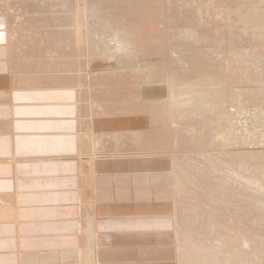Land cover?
Returning a JSON list of instances; mask_svg holds the SVG:
<instances>
[{
    "label": "rangeland",
    "instance_id": "obj_1",
    "mask_svg": "<svg viewBox=\"0 0 264 264\" xmlns=\"http://www.w3.org/2000/svg\"><path fill=\"white\" fill-rule=\"evenodd\" d=\"M20 3H19V2ZM26 1V2H25ZM34 1V2H33ZM39 1H44V0H38V3L35 1V0H0V7L3 9L4 7H6V8H9V10H10V13H8V14H2V15H0V20H2L1 22H0V25H3V26H0V35H2L3 36V38H2V36H0V39H2V40H7V41H5V42H2V40L0 41L1 43H7L8 44V46H4V47H6L7 49H6V51L8 52V51H10L12 48H11V46L13 45L14 47H16V45H17V47L16 48H19L18 50H20V53H18L17 55H19L18 56V58H24L25 57V59L27 60H24V59H18V58H16L15 59V62L17 61H19L18 62V65H19V63H20V61H21V65H19V66H17L15 69H14V72H12L11 74H10V79L7 77V79H8V83H10V84H12V89L14 90H11V91H13V94H15V95H18V93H19V98L17 97V99H18V102H19V100L21 101V96H22V98L24 99L23 100V102H19L18 104L21 106V105H23L22 103H24L25 104V106L27 107L28 105H32L33 106V104L35 105V106H37L38 108H39V110L41 109V106L43 105V103H44V106H46V104L48 103L49 104V102H50V100H48V98H49V96L51 95V94H53L54 96H56V98L54 97H52V95H51V97L49 98V99H51L52 101L50 102V104L48 105V108H44L45 110H47L46 112L51 116H49L48 117V114H46L45 113V115L47 116V117H43V119L41 118L42 116H40V119L41 120H37V121H31V123L30 122H28V121H30V120H26V124H24V125H22V123L20 124V125H17V127H14V125H15V123L16 122H18V121H23L22 119H17L16 117L14 118L13 116L16 114H12L11 113V116H10V114L8 115V118H4V119H0L1 121L0 122H5V120H7V122H10V123H7V124H9V125H7V124H5V126H4V130H2L1 131V128L3 129V127H1L0 128V137H2V136H4V134H5V138L8 140L9 138H11L12 139V141H14V143H12V147H14V148H12V152H13V155H15L16 157L18 156L19 157V155L21 156H23L24 154L22 153V152H25V150L27 151V150H33V152H34V149H37V150H42V149H44L45 151L46 150H48V154H49V156L46 154L47 153V151L45 152L44 151V153L42 152V153H39L38 155L39 156H36V157H39V158H41V156L42 157H44V155L43 154H45V157H52L53 159V161L54 160H56L55 162H54V164L56 163V164H58V162L59 163H63V161L64 162H66V163H71L72 165L74 164L75 166L79 163V161L81 162V161H83L82 163H79V165L80 164H82V166H83V169H84V167L86 166V167H88V168H86L85 167V169L87 170V169H89L88 170V172L89 173H87V172H85V174H81V175H79L78 176V172L77 173H72V172H69V174L68 175H66V177L68 178L69 176L71 177L72 176V178H68V179H66V181L67 180H70V183L72 184V187H73V183L75 182V181H77L76 183L78 184V186L80 185V183H81V188L84 190V191H87V190H89V192H91V188L93 187V184L92 183H94V181H95V179L93 178V177H97L99 174H97V173H99V167L100 166H102L101 164H105L106 162H112V164L114 163V162H116V160L119 162V160L120 161H124L125 159L123 158L122 160H121V158L123 157H118L117 155H118V152H119V155H121V154H123L124 153V148L122 149V146L124 145V144H127V143H130L131 141H128V140H130L131 138H130V136H128V135H130L129 133H131V134H134V135H132V136H135L136 134H140L138 131L140 130V132H141V129H142V132L144 131V130H146L147 132H149V133H152L151 131H153V130H155L156 131V133L158 134L159 133V131H160V133L158 134V136L159 137H157V139L159 140V142H160V147H152L153 149H151L150 151H153L154 153H156V152H158V154H159V156L160 157H158L157 159L160 161V159H162L163 161H165V163H166V165H165V163H163L162 161V163L164 164V165H160V164H162V163H158L160 166H162V170H161V172L163 173V177L164 176H166V177H164L163 179H162V183H161V187H160V191H163V190H165V191H163V192H165L164 193V195L166 196V194H167V192H169V193H171V194H169L168 193V195H171L172 197H173V200L171 201V199L170 198H168V196L166 197V198H168L167 200H165V201H168L169 200V204L172 206V204L174 203L175 205L177 204L178 205V207H173V208H171L169 211H172V213H173V215H175L174 217H175V221H174V223L172 224V223H170V222H168L169 220H168V217H169V215H172V213H170L169 214V212L167 211V212H165V215H164V212H163V218L164 219H162L161 218V225H162V223L163 224H166V226H164V225H162V227H163V229H162V227H161V225H160V227H161V229H160V227L156 230V229H143V231H142V229H139L138 228V226H137V228H136V223H137V217L139 216H137V215H134L133 216V214H131V213H134L133 212V210H128L127 208L126 209H124L123 208V206L121 205V203L123 202V200L119 197V199L121 200V201H119L118 200V203H116V204H114V205H112V204H110V205H100V206H102L103 208H104V210H103V208L102 207H99L98 205L97 206H95V207H93V205L92 204H90L89 202H92L91 200H93V197H92V194L91 193H93V191H94V189H93V191L90 193L91 194V199H89V197L87 198V201H86V203L88 202L89 203V205L91 206V207H93L94 208V214H96L97 215V218H98V221H100V222H102L101 224H103L102 226H101V224H100V222H98L97 224H95V222H94V226L95 227H97V226H99V227H103L104 228V230H105V227H106V225H107V229H113L112 231H110V229L107 231V230H105V237H106V242H107V240H108V243L111 245V240L115 237V240L113 239L112 240V244L114 243V245L115 246H117L118 245V242L119 243H125L127 240V242H130L129 244H131L132 242H134V244L132 243V245H136V247L134 246V248H132L134 251H132V249L130 250L132 253H133V255H132V253H130V252H128V253H126V252H124V256H126V255H129V256H131V258L135 261H133L131 258H129V260L131 261H129L128 260V258H125L126 260H128L129 262H130V264H137V263H141V264H158V263H161V264H163V262H164V264H165V262H166V264H186L187 262L189 263V264H207V262H209V264H211V262L213 261V262H215V263H213V264H216V263H218V264H224V263H227V264H239L240 262H241V264H243L244 263V261H245V258H246V260L247 261H249V260H251V258H252V261H249V263L247 262V261H245V263H247V264H264V257H263V255H264V252H263V250H264V120H263V118H264V20L262 21L263 22V24H261L262 22H260L259 23V27L258 26H255L254 25V23H256L255 22V20L257 21V19H259L258 21H260V19L262 18V16L260 15V12L259 13H257V11H259L258 10V5L256 4V5H254V4H252V2H247V3H245L244 5L243 4H238V6L240 5V10H241V8H242V10H241V12L243 11V13H246V15H245V17L247 16L248 18H250L249 19V22H246L247 20V18H242V20L240 19V21H239V19H238V21L236 20V22H235V24L236 25H238V26H236L235 24H233V22L232 23H229V25H228V22H226L225 20L223 21V19H222V22L220 21H218V20H220V17H218L217 15V18L215 17V16H213V17H210V15L209 16H206V15H208V12L209 11H211L210 9H212L213 11H215V9L217 8V10L218 11H220V13H221V11H224V12H228L230 9L232 10L233 8H231V7H233L231 4H229L228 2H230L229 0H228V2H226V3H223V2H220V0H218V3L217 2H215V0L214 1H211L210 0V2H209V0H204V2H203V0L201 1V0H172V3H171V1L169 2V1H167V0H121V2H120V0H72V1H74L75 3H74V9H70L69 11H68V13H69V17H71L72 19L73 18H80V17H83V19H85L86 18V20H88L89 19V21L86 23V24H88L89 26H91V24H92V28H94V29H92L91 27V29L92 30H97L98 29V31L97 32H99V33H105V31H109V34H107V33H105V34H107V35H114V34H112V33H114L112 30L114 29H117V30H123L124 32H127L128 34H123V35H130V37L129 38H136V40H132L135 44L137 43H139V45L138 46H136L135 44H133L132 46L130 45V47H134V48H132L133 50H135L134 52L135 53H137L140 57L142 56V54L144 55V56H142V57H144L145 59H148L147 60V62L149 61V63L150 62H152L153 63V67H152V69H154V70H156V71H158V72H160L161 70L164 72H160L159 74L161 75L160 76V79L159 78H157V79H155L154 81L155 82H152V80H151V85H149V87H154V86H160L161 85V89L163 90V92L161 93V95L159 94V96L158 97H152V96H143V95H139V91L137 90L138 88L137 87H142V85L145 83V81H142V80H140V75H137V74H139V72H137L138 70H135V67L134 68H131L130 66L128 67L127 66V68H119V69H114V68H112V66H110L109 67V65L107 66V64H106V62H104V59H103V57H105L103 54H102V56H100L101 55V52H108L106 49H109V50H111L109 47H111V46H113L111 43H114L115 41H110L109 40V44H111V46H107L105 49H104V47L103 46H105V43H106V45L108 44V42H106L107 40H104V42H103V40L102 39H109V38H106V36L104 35V37L105 38H103V37H101V35L102 34H100V37H99V39H97V38H95V39H97V40H99V41H97V40H93V43H94V45L92 44V41H91V43H86V41L87 40H84L83 39V37H81V41H80V39L78 40L79 42H80V44H79V42H76V43H74V42H71L70 41V39L68 40V38L70 37V35H74V32H72V34H71V31H68L69 30V26H71V25H69V23H68V21H66L65 19V21L64 20H62L61 18H59V19H57L56 18V15H59V13L57 12V13H55L53 10L54 9H51L52 8V4L53 3H55L56 1L55 0H45L44 2H40L41 4H43L41 7H43V8H45L46 9V7L48 8V4L47 3H49L50 4V1H51V5H49V7H50V11H49V8L48 9H44V12H43V10H42V12H41V7L38 5L39 4ZM49 1V2H48ZM101 1V2H100ZM109 1V2H108ZM110 1H112V2H110ZM114 1H116V2H114ZM155 1H157V2H155ZM180 1H181V3H180ZM186 1H190L189 3V5H188V3L186 2ZM207 1V2H206ZM222 1V0H221ZM233 1V0H232ZM231 1V2H232ZM238 1H240V0H238ZM244 2H246L245 0H243ZM251 1V0H250ZM26 4H25V3ZM28 2H31V3H28ZM47 2V3H46ZM84 3V5L83 4H81V3ZM86 2H89V5H87V3ZM95 2V3H94ZM97 2V3H96ZM118 2V3H117ZM126 2V3H125ZM137 2H139V3H137ZM147 2V3H146ZM244 2H242V3H244ZM18 4L19 3V5H21L22 3H24V4H22V6H19V5H15V4ZM32 3H34V4H32ZM36 3V4H35ZM44 3H46V4H44ZM77 3V4H76ZM93 3V4H92ZM110 5H109V4ZM168 3V4H167ZM169 3H171V5L169 6ZM176 3H178L179 4V8L182 10L181 12L179 11L180 9L179 8H177L178 7V5H176ZM210 3H211V5H210ZM214 3V4H213ZM228 3V4H227ZM253 5H251V4ZM9 6H8V5ZM40 4V5H41ZM83 5L82 7H81V5ZM95 4V5H94ZM121 4V5H120ZM123 4V5H122ZM161 4V5H160ZM184 4H186V5H184ZM217 4H220V7L221 8H219V5H217ZM227 4V5H226ZM251 6H250V5ZM5 5V6H4ZM25 5H27V8H26V6ZM37 5H38V7H40V9L37 7ZM76 5V6H75ZM79 5V6H78ZM107 5V6H106ZM109 5V6H108ZM137 5H139V6H137ZM148 5V6H147ZM168 5V6H167ZM174 5V6H173ZM181 5V6H180ZM188 5V6H187ZM193 5V6H192ZM16 6H18L17 7V9H16ZM33 6H34V8H33ZM46 6V7H45ZM88 6H90V7H88ZM122 6V7H121ZM130 6V7H129ZM134 6H137V7H134ZM167 6V7H166ZM172 6V7H171ZM185 6H187V7H185ZM206 6H207V8H206ZM211 6V7H210ZM218 6V7H217ZM11 7H14V11L13 12H11ZM24 7V8H23ZM36 7H37V9L38 10H40V11H38L37 9H36ZM79 7V8H78ZM98 7V8H97ZM127 9H126V8ZM185 7V8H184ZM192 7V8H191ZM209 7V8H208ZM216 7V8H215ZM244 7V8H243ZM42 8V9H43ZM76 8V9H75ZM91 8H93V9H91ZM102 8V9H101ZM128 8H129V10H128ZM142 8V9H141ZM172 10H171V9ZM182 8H184V9H182ZM190 10H188V9ZM215 8V9H214ZM235 8V7H234ZM237 8V10H238V7H236ZM235 8V9H236ZM260 8H262L261 6H260ZM16 9V10H15ZM26 9H27V11L29 12H27L26 11ZM29 9V10H28ZM34 11H33V10ZM83 9H85L84 11H83ZM133 9V10H132ZM151 9V10H150ZM174 9V10H173ZM223 9V10H222ZM226 9V10H225ZM247 9V10H246ZM22 12H21V11ZM25 10V11H24ZM96 10L98 11V13L96 14ZM128 10V11H127ZM131 10V11H130ZM144 10H145V12H144ZM184 10H185V12H184ZM199 10H201V11H203L204 13H205V10H206V15L205 14H202ZM207 10H209V11H207ZM46 11V12H45ZM49 11V12H48ZM51 11H53V12H51ZM83 11V12H82ZM114 11H115V13H114ZM126 11V12H125ZM139 11H141V12H139ZM169 11V12H168ZM171 11H173V12H175L174 13V15H171L172 13H171ZM192 11V12H191ZM194 11V12H193ZM252 11V12H251ZM255 11V12H254ZM39 12V13H38ZM41 12V13H40ZM122 12V13H121ZM123 12H125V13H123ZM137 12H139V13H141V14H139V13H137ZM154 12V13H153ZM230 12V11H229ZM227 13L228 15H225V16H227V17H225V18H227V19H229L228 18V16L231 14V13ZM232 12V11H231ZM7 13V12H6ZM33 13V14H32ZM46 13V14H45ZM50 13V14H49ZM62 13V12H61ZM82 13H83V16H82ZM95 13V14H94ZM110 13V14H109ZM151 13V14H150ZM157 13V14H156ZM169 13V14H168ZM178 13V14H177ZM181 13V14H180ZM252 13H254V18L252 17L253 15H252ZM9 14H10V16H9ZM70 14H72V15H70ZM113 14V15H112ZM131 14V15H130ZM135 14V15H134ZM147 14V15H146ZM180 14V15H179ZM189 14V15H188ZM250 14H251V16H250ZM30 15V16H29ZM53 15H55V17L53 16ZM63 15V14H62ZM124 15H126V16H124ZM142 17H140V16ZM176 15H179L178 17L176 16ZM182 15H184L186 18H187V20H186V18L184 17V16H182ZM192 15H193V17H192ZM195 15H197V16H195ZM212 15V14H211ZM257 17H256V16ZM5 16H7L6 18H5ZM9 16V17H8ZM26 16V17H25ZM29 17V19H28V17ZM54 17L53 19H54V21H53V19H50L51 17ZM95 17V19H97V18H99V19H97V20H94V22L93 21H91V18H93V17ZM96 16H98L97 18H96ZM113 16H114V18H113ZM124 16V17H123ZM129 16V17H128ZM131 16V17H130ZM133 16V17H132ZM137 18H136V17ZM149 16V17H148ZM173 17L174 16V18H167V17ZM188 16V17H187ZM206 16V17H205ZM243 16H244V14H243ZM258 16H259V18H258ZM18 17H20V18H18ZM41 17V18H40ZM50 19H48V18ZM58 17V16H57ZM90 17V18H89ZM128 17V18H127ZM145 17V18H144ZM151 17V18H150ZM154 17V18H153ZM156 17V18H155ZM178 19H177V18ZM183 17V18H182ZM193 18V20H192V18ZM229 17H231V16H229ZM31 18H32V21H31ZM40 20H39V19ZM111 18H112V20H111ZM124 20H123V19ZM126 18V19H125ZM133 18H135V19H137V20H134ZM147 18V19H146ZM183 20H182V19ZM211 18V19H210ZM215 18V19H214ZM232 18V17H231ZM231 18H230V20H231ZM251 18H253V19H251ZM7 19V21L8 22H6L5 20ZM19 19V20H18ZM23 19V20H22ZM27 19V20H26ZM42 19V20H41ZM55 19H57L56 21H55ZM105 19V20H104ZM169 21H168V20ZM174 19V20H173ZM22 20V21H21ZM26 20V21H25ZM37 20V21H36ZM49 20V21H48ZM166 20H167V22H169L168 24L169 25H172V26H170V28H168L169 26H168V24H167V22H166ZM170 20H173V21H175V23L173 24V22H171ZM186 20V21H185ZM232 20H233V18H232ZM245 20V21H244ZM253 20V22L251 23V21ZM25 21V22H24ZM41 21V22H40ZM42 21H43V23H42ZM102 21V22H101ZM157 21V22H156ZM178 21V22H177ZM189 21V22H188ZM199 21V22H198ZM5 22V23H4ZM22 22V23H21ZM27 22V23H26ZM33 23V22H35L34 24H36L35 26H34V24H32V25H30L29 23ZM37 22V23H36ZM49 22H50V24H49ZM62 24H61V23ZM81 22H83L82 21V18H81ZM107 22V23H106ZM188 22V23H187ZM191 22V23H190ZM195 22V23H194ZM230 22V21H229ZM40 23V24H39ZM56 25H55V24ZM65 23V24H64ZM105 23V24H104ZM161 23V24H160ZM163 23V24H162ZM177 23V24H176ZM243 27V29H242V27L239 25V24ZM246 23H250L249 25H247ZM6 24V25H5ZM18 24V25H17ZM23 24V25H22ZM43 24V25H42ZM67 24H68V26H67ZM166 24V25H165ZM180 24V25H179ZM198 24H199V26H198ZM203 24V25H202ZM9 25V26H8ZM25 25V26H24ZM46 25V26H45ZM48 25V26H47ZM55 25V26H54ZM100 27H99V26ZM129 25H131V26H129ZM161 25V26H160ZM173 25H176L175 27H177L176 29H175V27L173 26ZM189 25H191V26H189ZM193 25V26H192ZM232 25V26H231ZM235 25V26H234ZM245 25V26H244ZM256 25H258V22L256 23ZM262 25V26H261ZM20 26V27H19ZM28 28H27V27ZM31 26V27H30ZM52 26V27H51ZM54 26V27H53ZM62 26V27H61ZM106 26H108V27H110V28H108L109 30H107V29H105L106 28ZM150 26V27H149ZM163 26V27H162ZM185 26H187V27H185ZM203 26V27H202ZM247 26V27H246ZM253 26H255V27H253ZM5 27V28H4ZM7 27H9V28H7ZM16 27V28H15ZM22 27V28H21ZM82 27V28H81ZM127 27V28H126ZM131 27V28H130ZM138 27V28H137ZM152 27V28H151ZM171 27H172V29L174 28V30H170L171 29ZM183 28V30L184 29H186L185 30V33H184V35L182 36V32H184V31H182V32H180L179 31V29L180 28ZM191 28V29H189V28ZM196 27H198L197 29L200 31H196L195 32V36H194V29L192 30V28H196ZM233 27H235V28H237V27H239V28H237V30L235 29V31L234 30H232V29H234ZM44 28V29H43ZM61 28V29H60ZM80 28H81V33L79 34V35H90L91 34V32H93L92 30L90 31V28L89 27H83V25H81L80 26ZM80 28H79V30H80ZM83 28H84V31H83ZM85 28H88V33L89 34H87L86 32H87V30L85 29ZM126 30H125V29ZM179 28V29H178ZM182 28L180 29V30H182ZM188 28V29H187ZM205 28V29H204ZM240 28H241V30H240ZM253 28H255V29H257V31L256 30H254V33H255V31L256 32H258V28H259V34H253V32H251V30L253 29ZM14 29V30H13ZM39 29V30H38ZM59 29H60V31H63L64 32V34H61L62 32H60L59 31ZM133 31H132V30ZM138 29V30H137ZM178 29V30H177ZM207 29V30H206ZM229 29V30H228ZM6 30V31H5ZM33 32H32V31ZM37 30V31H36ZM48 30H50V31H48ZM55 30V31H54ZM129 30H131V32H133V34L132 33H129L130 31ZM136 30V31H135ZM163 30V31H162ZM176 30V31H175ZM250 30V31H249ZM5 31V32H4ZM11 31V32H10ZM19 31V32H18ZM45 31V32H44ZM67 31H68V33H67ZM101 31H104V32H101ZM169 31V32H168ZM177 31H179L178 32V35H179V37H178V35L176 34L177 33ZM189 32V33H191V34H193V36L191 37V39L190 40H192V38H193V40H192V42L189 40V38H190V36L188 37V39H187V33L186 32ZM193 31V32H192ZM204 31V32H203ZM243 31V32H242ZM10 32V33H9ZM21 32V33H20ZM23 32L25 33V34H23ZM36 32V33H35ZM42 34H41V33ZM54 32V33H53ZM56 32H58V34L56 33ZM110 32H111V34H110ZM142 32V33H141ZM173 32H175V33H173ZM35 33V34H34ZM47 33V34H46ZM98 33V34H99ZM116 33V32H115ZM171 33H173V34H171ZM181 35H180V34ZM250 33V34H249ZM5 34V35H4ZM11 34V37H9V35ZM29 34H30V36H29ZM41 34V35H40ZM46 34V35H45ZM62 36H61V35ZM68 34H70V35H68ZM131 34H132V36H131ZM176 34V35H175ZM186 34V35H185ZM191 34H188V35H191ZM198 36H197V35ZM205 34H208V35H206V36H204ZM7 35V36H6ZM18 35H22L21 37L19 36V38H16V36ZM36 35V36H35ZM45 35V36H44ZM76 35V34H75ZM102 35V36H103ZM150 35V36H149ZM175 35V36H174ZM251 37H250V36ZM5 36H6V38H5ZM13 36H15V37H13ZM26 38H25V37ZM49 36H51V37H49ZM261 36V37H260ZM8 37V38H7ZM35 37H37V38H35ZM42 37V38H41ZM67 37V38H66ZM108 37V36H107ZM127 37V36H126ZM157 37V38H156ZM164 37V38H163ZM181 37H183V38H181ZM254 37V38H253ZM257 39H256V38ZM22 38H23V40H22ZM32 38V39H31ZM62 39V40H60V39ZM101 38V39H100ZM129 38L127 37V39L129 40ZM131 38V39H132ZM195 38V39H194ZM199 38V39H198ZM201 38V39H200ZM13 40V42L11 41V40ZM14 39H15V41H14ZM20 39V40H19ZM35 39V40H34ZM36 39H39V40H36ZM41 39H42V41H41ZM60 40L62 43H64L65 42V40H66V42L68 43V44H71V43H73L74 45H79V48H80V50H81V52H76L77 50L75 49V51H73V49H74V47L72 48V50L70 51V49L69 50H67V51H69L68 53L66 52L65 54V56H67V57H63L62 58V60H63V62L62 63H65L66 61H68V62H66V63H68V64H64V66H63V69L62 70H64V68L65 67H67L65 70L67 71L65 74H70V76L69 75H66L67 77H66V79L67 78H71L70 80L68 79L67 80V82H64V83H61L60 81H58L57 80V78L55 77V75H53V74H45V76H44V74L42 73H40L39 72V70L40 71H42L43 69L42 68H40V67H38V65L37 66H35V63H36V61L38 60V57H36V56H34V55H32L31 56V58H29L30 57V55H31V53L30 52H35V51H37L36 50V48L38 47H40L39 46V42H40V45H42V47H44V45H47V46H52V45H56L57 44V42L58 41H55V40ZM83 39V40H82ZM183 39V40H182ZM203 39V40H202ZM237 39H239V40H237ZM243 39H244V41H243ZM9 40V41H8ZM24 40H28L29 42H28V44L30 45V47L32 46L33 47V49L35 50H32L31 51V49H32V47L30 48V47H28L29 45L27 44V42L25 43V42H23ZM63 40H64V42H63ZM111 40H113V39H111ZM138 40V41H137ZM182 40V41H181ZM196 40H197V42H196ZM23 42V43H21V42ZM31 41V42H30ZM34 41H36V42H34ZM49 41V42H48ZM52 43H51V42ZM55 41V42H54ZM71 43H70V42ZM84 41V42H83ZM97 41V43H99V44H97L98 46H96V48H97V50L98 51H96V49H94L95 47V42ZM137 41V42H136ZM186 41V42H185ZM195 41V42H194ZM204 41V42H203ZM208 41H211V42H208ZM16 42V43H15ZM19 42V43H18ZM42 42V43H41ZM45 42V43H44ZM88 42H90V41H88ZM156 42V43H155ZM179 42V43H178ZM188 42V43H187ZM194 42V43H193ZM202 42V43H201ZM208 42V45L206 44ZM251 42V43H250ZM9 43L10 44H12V45H10V47H9ZM14 43L16 44V45H14ZM18 43V44H17ZM48 43V44H47ZM50 43V44H49ZM55 43V44H54ZM85 44L84 46H83V44ZM147 45V47H146V45ZM153 43V44H152ZM187 43V44H186ZM190 43V44H189ZM192 43V44H191ZM198 43V44H197ZM200 43V44H199ZM215 43V44H214ZM4 44V45H5ZM19 44H21L20 46H19ZM24 45V47H26V48H22V46ZM26 44V45H25ZM73 44H71V45H73ZM86 44H87V46H86ZM89 44H92V45H89ZM104 44V45H103ZM108 44V45H109ZM155 44H156V46H155ZM196 46H195V45ZM211 44V45H210ZM214 44V45H213ZM34 45V46H33ZM37 47H36V46ZM142 45H143V47L145 48H148L147 50H143V47H142ZM149 45V46H148ZM205 47H204V46ZM90 46H93L94 48H90ZM99 46H101V48L103 47V49H101ZM177 46V47H176ZM186 46V47H185ZM190 46H193V48L191 47L190 48ZM203 46V47H202ZM209 46V47H208ZM11 48V49H9V48ZM35 47V48H34ZM188 47V48H187ZM196 47H197V49H196ZM200 47V48H199ZM208 47V48H207ZM82 48V49H81ZM83 48L85 49V50H83ZM93 49L94 51H96V52H99L100 53V55L98 54H96L97 56H95V57H93L94 55V52H93V50L91 51L90 49ZM99 48V49H98ZM112 48V47H111ZM140 48H142V49H140ZM185 48V49H184ZM194 48H195V50L196 51H193L194 50ZM205 48V49H204ZM9 49V50H8ZM26 49V50H25ZM139 49H140V51H139ZM212 49V50H211ZM223 49V50H222ZM24 51V53H26V55L22 52L21 53V51ZM27 50H30V52L29 51H27ZM83 50V51H82ZM87 50H89L88 52H87ZM102 50H105V51H102ZM143 50V51H142ZM183 50V51H182ZM199 50V51H198ZM216 50V51H215ZM26 51V52H25ZM111 51H114V47H113V49L111 50ZM153 53H152V52ZM155 51V52H154ZM171 51V52H170ZM201 51V52H200ZM209 51L210 52V55L208 54V55H205L207 52ZM213 51V52H212ZM237 51V52H236ZM12 52V51H11ZM19 52V51H18ZM30 54H29V53ZM32 52V53H33ZM71 52V53H70ZM72 52H74V55H72L73 53ZM85 52V54H83V53ZM86 52L88 53V54H86ZM92 52H93V54H92ZM201 55H199L198 53ZM202 52L204 53V55L202 54ZM208 52V53H209ZM213 54H212V53ZM219 52V58H218V56H217V53ZM75 53H77L76 55H75ZM89 53H90V55H89ZM141 53V54H140ZM152 53V54H151ZM167 53V54H166ZM220 53H222L221 55H220ZM223 53H225V54H223ZM236 53H238V54H236ZM252 53V54H251ZM71 56H69V55ZM155 54H156V56H155ZM169 54H171V56L169 55ZM188 54V55H187ZM216 54V55H215ZM235 54V55H234ZM241 54V55H240ZM255 56H254V55ZM17 55H16V57H17ZM22 57H21V56ZM24 55V56H23ZM28 55H29V57H28ZM85 55V56H84ZM88 55V56H87ZM153 55V56H152ZM198 55H199V57H198ZM215 55V56H214ZM246 55V56H245ZM26 56H27V58L29 59H27L26 58ZM73 56V57H72ZM75 56V57H74ZM90 56V57H89ZM145 56H147V57H145ZM153 58V60L151 59V57ZM154 56H155V60H154ZM170 56V57H169ZM174 56V58H172ZM179 56V57H178ZM192 56V57H191ZM197 56V57H196ZM208 56V57H207ZM210 56V57H209ZM216 56H217V58H216ZM228 56V57H227ZM243 56V57H242ZM250 56V57H249ZM70 57V58H69ZM81 57V58H80ZM84 59H83V58ZM141 57V58H142ZM160 57H162V58H160ZM178 57V58H177ZM185 57V58H184ZM212 57H214L215 58V60H214V58H212ZM220 57H221V60L223 61H221L220 63H219V61L217 62V59H219L220 60ZM234 57H235V59H234ZM239 57V58H238ZM247 57V58H246ZM35 58V59H34ZM65 58V59H64ZM78 58V59H77ZM90 58V59H89ZM99 58V59H98ZM101 58V59H100ZM165 58V59H164ZM171 58V59H170ZM183 58V59H182ZM197 58V59H196ZM200 58V59H199ZM209 58V59H208ZM211 58H212V60H211ZM223 58V59H222ZM231 58V59H230ZM238 58V59H237ZM242 58V59H241ZM162 59V60H161ZM181 59V60H180ZM194 59H196L195 61H194ZM227 61H226V60ZM229 59V60H228ZM240 59V60H239ZM35 60V61H34ZM76 61L75 63H74V61ZM81 60V62H78V61H80ZM82 60H84V62L82 61ZM87 60V61H86ZM151 60V61H150ZM169 60H171V62L173 63H171ZM201 60V61H200ZM214 60V61H213ZM225 60V61H224ZM24 61V62H23ZM31 61V62H30ZM65 61V62H64ZM69 61H71V62H69ZM91 61V62H90ZM93 61V62H92ZM154 61V62H153ZM179 61V62H178ZM192 61V62H191ZM206 61H207V63H206ZM208 61L211 63V61L213 62V63H211V65H210V63H208ZM231 62L232 61V63H229V62ZM235 61H237V62H235ZM262 61V62H261ZM22 62L23 63H27L28 65L27 66H29L28 67V69H25V68H27V66L26 65H22ZM34 62V63H33ZM38 62V61H37ZM72 62L74 63V64H72ZM98 62V63H97ZM102 62V63H101ZM104 62V63H103ZM157 62V63H156ZM187 62V63H186ZM191 62V63H190ZM225 62V64H223ZM227 62V63H226ZM31 63H33L32 65H31ZM71 63V64H70ZM76 63H78V64H76ZM87 63V64H86ZM160 63V64H159ZM175 63H176V65L177 66H179L178 68H180L181 66H182V68L184 67L185 68V70H188V71H186L185 72V70H183L182 68H180V69H182L181 71H182V73H181V71H179L180 69H178L177 67H176V65H175ZM178 63V64H177ZM183 63H184V65H183ZM186 63V64H185ZM217 63V64H216ZM220 65H219V64ZM222 63V64H221ZM76 64V66L78 67H73L74 65ZM83 64V65H82ZM94 64V65H93ZM103 64V65H102ZM104 64H106V65H104ZM158 64V65H157ZM162 64V65H161ZM172 64V65H171ZM182 64V65H181ZM234 64V65H233ZM236 64V65H235ZM68 65V66H67ZM70 65V66H69ZM87 65H88V67H90L89 69H88V67H87ZM99 65V66H98ZM168 65V66H167ZM186 65V66H185ZM206 65V66H205ZM216 65V66H215ZM232 65V66H231ZM238 65V66H237ZM32 66H34V67H32ZM83 66V67H82ZM94 66V67H93ZM98 66V67H97ZM105 66V67H104ZM209 66V67H208ZM220 66V67H219ZM221 66H223V67H221ZM7 67V66H6ZM20 69H19V68ZM25 67V68H24ZM30 67H31V69H30ZM103 67V68H102ZM229 67V68H228ZM23 68V69H22ZM39 68V69H38ZM72 68V69H71ZM93 68V69H92ZM108 68V69H107ZM163 68L165 69V70H163ZM176 68H177V70H176ZM214 70H213V69ZM222 68V69H221ZM236 69L235 71H237L238 70V72H239V70H240V75H238L239 73L237 72H235V71H233L234 69ZM247 68V69H246ZM25 69V70H24ZM72 71V75H71V73H68V72H71L70 70ZM76 69V70H75ZM97 69V70H96ZM151 69V68H150ZM170 69V70H169ZM194 69V70H193ZM208 69H209V71H208ZM250 69V70H249ZM20 70L21 71H23V72H20ZM36 70H38V72L36 71ZM44 70H46V69H44ZM69 70V71H68ZM91 70V73H89V71ZM95 70V71H94ZM127 72H126V71ZM27 71V72H26ZM35 71V72H34ZM171 71V72H170ZM173 71H174V73H173ZM180 73H179V72ZM192 71V72H191ZM241 71H243L242 73H244V74H242L241 73ZM21 74H20V73ZM26 72V73H25ZM33 72V73H32ZM74 72V73H73ZM109 72V73H108ZM134 72H135V74H134ZM233 72V73H232ZM251 72V73H250ZM14 73H15V75H14ZM23 73V74H22ZM97 73V74H96ZM163 73V74H162ZM195 73V74H194ZM236 73V74H235ZM19 74V75H18ZM26 74V75H25ZM34 74V75H33ZM38 74V75H37ZM39 74H41V76L39 75ZM79 74V75H78ZM124 74V75H123ZM165 74V75H164ZM180 74H182V75H180ZM189 74V75H188ZM257 76H256V75ZM14 75V76H13ZM16 75H18V76H16ZM21 75V76H20ZM25 75V76H24ZM60 75H63V71H61V74ZM76 75V76H75ZM80 75H81V77H80ZM85 75V76H84ZM92 75V76H91ZM105 75V76H104ZM136 75H137V77H136ZM181 77H180V76ZM231 75V76H230ZM14 78V77H16V78H18V79H16V78H14L13 80H19V83L20 84H22V83H24L23 84V86L25 87H23L24 88V91L22 92V90H23V88H22V86L19 84V83H17V81L16 82H14L13 81V83L14 84H18V85H15L14 86V84L12 83V77ZM69 76V77H68ZM74 78H73V77ZM78 76H79V78H78ZM87 76V77H86ZM119 76V77H118ZM242 76V77H241ZM254 76V77H253ZM26 77V78H25ZM50 77V78H49ZM51 77H52V79H51ZM56 78L55 80H54V78ZM77 79H76V78ZM94 77V78H93ZM112 77V78H111ZM125 77V78H124ZM137 79H136V78ZM238 77V78H237ZM29 78V79H28ZM93 78V79H92ZM98 78V79H97ZM100 78V79H99ZM161 78H163V80L161 79ZM165 78V79H164ZM192 78V79H191ZM240 78V79H239ZM252 78V79H251ZM26 79V80H25ZM75 79H76V81H75ZM83 79H84V81H83ZM121 79V80H120ZM168 80V82H167V80ZM183 79V80H182ZM251 79V80H250ZM11 82H10V81ZM28 80V81H27ZM40 80V81H39ZM43 80V81H42ZM51 80V81H50ZM77 80H78V82H77ZM103 80H104V82H103ZM115 80V81H114ZM136 80V81H135ZM141 81V83H140V81ZM180 80V81H179ZM191 80V81H190ZM240 80H241V82H240ZM21 81H22V83H21ZM24 81H26V82H24ZM32 82V81H39V82H33V84H34V86L36 87H34L33 86V84L31 85V83L30 82ZM44 81H46V82H44ZM47 81H49V82H47ZM56 81V82H55ZM60 82L59 84H58V82ZM139 82L140 84H135L136 82ZM162 81V82H161ZM243 81V82H242ZM250 81V82H249ZM44 82V83H43ZM52 82V83H51ZM69 82V83H68ZM70 82H72V83H70ZM76 82V84H74ZM80 82V83H79ZM114 82V83H113ZM245 82V83H244ZM25 83H26V85H25ZM28 83H30V84H28ZM38 83H41L42 84V86H41V84H38ZM45 83H47L46 85H48L47 86V88H46V86H43V84L45 85ZM51 83V84H50ZM90 83H91V86L92 87H90ZM103 83V84H102ZM152 83H155V84H152ZM165 83V84H164ZM168 83V84H167ZM236 83H237V85H236ZM52 86V87H50V85ZM58 84V85H57ZM71 84V85H70ZM79 84H81V86H82V88H81V86L79 85ZM96 86H95V85ZM99 84H100V87H99ZM106 84V85H105ZM235 84V85H234ZM256 84V85H255ZM28 85L30 86V87H32V89L29 87V89H28ZM41 87H40V86ZM63 85V86H62ZM69 85V86H68ZM73 85V86H72ZM74 85H76V87L74 86ZM85 85V86H84ZM131 85V86H130ZM167 85V86H166ZM174 85V87H179V88H175V89H177L176 91L177 92H172V90L170 89V88H174V87H172ZM176 85V86H175ZM27 86V87H26ZM60 86V87H59ZM67 86V87H66ZM72 86V87H71ZM86 86H88V88H86ZM125 86V87H124ZM135 86H137V87H135ZM163 86V87H162ZM16 87H19L20 89V91L21 92H18V88H17V91L15 90L16 89ZM55 89H54V88ZM61 87H62V89H61ZM64 87H66V89L64 88ZM73 87H74V90L72 91V89H73ZM80 87V88H79ZM85 89H84V88ZM114 87H115V89H114ZM132 87V88H131ZM165 87V88H164ZM166 87L168 88V89H166ZM15 88V89H14ZM22 88V89H21ZM45 90H48V91H45ZM56 88H57V90H56ZM58 88H60V90L58 89ZM94 88V89H93ZM99 88V89H98ZM130 88H131V90H130ZM31 92H29L28 90ZM35 89V90H34ZM37 89H39L38 91H37ZM42 89V90H41ZM51 89H53V90H51ZM70 91H69V90ZM82 91H80V90ZM89 90L90 91V89H91V91L89 92V91H87V90ZM101 89V90H100ZM167 91H170V95L167 93V92H165L166 90ZM181 91H180V90ZM263 89V90H262ZM33 90L36 92L37 91V94L36 93H34L33 92ZM77 90H79V91H76ZM86 91V92H84V91ZM97 90V91H96ZM99 90V91H98ZM106 90H107V93H105L106 92ZM179 90V91H178ZM185 90V91H184ZM246 90V91H245ZM50 91V92H49ZM56 91V92H55ZM58 91H61L60 93L61 94H63L64 92H66L65 94H63V96H64V98L63 97H60V93L58 92ZM71 91H72V93H71ZM76 93H75V92ZM93 91H95V94H98L99 96H96V95H93L94 94V92ZM117 91V92H116ZM121 91H123V92H121ZM129 91H130V93L133 95H131V94H129V95H127V93H129ZM174 91V90H173ZM260 91V92H259ZM15 92V93H14ZM17 92V93H16ZM28 92V93H27ZM33 92V93H32ZM49 92V93H48ZM68 92H69V94H68ZM89 92V93H88ZM91 92L93 93V94H91ZM102 92V93H101ZM112 92V93H111ZM114 92V93H113ZM121 92V93H120ZM135 92H137V93H135ZM179 92H181L180 94H179ZM21 93V94H20ZM26 93L28 94L27 96H26ZM55 93V94H54ZM57 93H59V94H57ZM83 93V94H82ZM87 93V95H85V94ZM120 93V94H119ZM171 97H169L167 94ZM175 95H174V94ZM247 93V94H246ZM263 93V94H262ZM29 94H31L30 96H29ZM36 94V95H35ZM50 94V95H49ZM75 94H77L78 95V97H77V95H75ZM80 94H82V95H80ZM89 94V95H88ZM101 94V95H100ZM124 94V95H123ZM177 94L178 95H180L181 96V99H180V97L177 99ZM35 95V96H34ZM58 95V96H57ZM66 95H69V96H66ZM71 95V96H70ZM73 95V96H72ZM74 95H75V97H74ZM127 95V96H126ZM130 95H131V97H130ZM136 95V96H135ZM139 97H138V96ZM163 95V96H162ZM186 95H188V96H186ZM62 96V95H61ZM79 96H81V97H79ZM85 96V97H84ZM90 97V99L92 100H88V98ZM96 96V97H95ZM107 96V97H106ZM110 96V97H109ZM116 96V97H115ZM118 96V97H117ZM124 96V97H123ZM129 96V97H128ZM141 96V97H140ZM162 96V97H161ZM176 96V97H175ZM28 97H30V99L32 100V103H31V100H30V102L28 103L27 101H29L27 98ZM37 97V98H36ZM46 97H48L47 99H45ZM65 97H66V99H65ZM77 97V98H76ZM93 97V98H92ZM103 97V98H102ZM119 97L120 98H122V99H120V100H118L119 99ZM125 97H128V98H125ZM143 97H145V98H143ZM163 97H165V98H163ZM26 98V99H25ZM32 98H35V101L32 99ZM60 100H59V99ZM62 98H63V100H62ZM71 98V99H70ZM72 98H73V100L75 101H73V105L71 104V102H72ZM77 99V102H76V99ZM79 98V99H78ZM87 98V99H86ZM96 98H99V99H96ZM103 99V101H102V99ZM115 98V99H114ZM124 98H125V100H124ZM150 98V99H149ZM155 98V99H154ZM170 100H169V99ZM39 101H37V100ZM40 99H42V101H40ZM56 99V100H55ZM65 99V100H64ZM82 99H84V101H80V100H82ZM98 100V101H96V100ZM104 99H106L107 100V102L104 100ZM130 99V100H129ZM146 99V100H145ZM147 99L149 100L148 102H147ZM153 99H154V103L156 102V103H158L157 102V100H159V103H161L162 104V102L164 103L163 104V106H161V108H160V105L161 104H159L158 103V106H157V109H155V108H151V109H149L150 108V106L148 105L150 102H152L153 101ZM165 99V100H164ZM46 100V101H45ZM60 101L61 102V108L60 107H58V106H60V102H58V101ZM68 100H71V101H68ZM86 100V101H85ZM94 100L96 101V103L94 102ZM108 100L111 102V104H110V102H108ZM116 101V103L115 102H113V101ZM127 102V104L124 102ZM127 100V101H126ZM132 100H134L133 101V103L131 102ZM138 101V104H137V101ZM152 100V101H151ZM165 102H164V101ZM25 101V102H24ZM45 101V102H44ZM49 101V102H48ZM89 101V102H88ZM101 103H100V102ZM121 101V102H120ZM139 101H141V102H139ZM190 101V102H189ZM35 102V103H34ZM58 102L59 104H56V103ZM65 102V103H64ZM80 102V103H79ZM88 104H87V103ZM113 102V103H112ZM130 102V103H129ZM145 102V103H144ZM147 102V103H146ZM28 103V104H27ZM40 103V104H39ZM42 103V104H41ZM53 103V105H51ZM55 103V104H54ZM68 103H70V104H68ZM81 103H83L82 105H81ZM93 103V104H92ZM102 103H104V104H102ZM110 105H109V104ZM121 103H124L123 105L121 104ZM137 105V106H139L140 105V108H142V109H140L139 107L137 108V106H134L135 104ZM153 103V102H152ZM65 104H67L66 105V107L65 106H63V105H65ZM78 104H80L79 105V107L80 106H82L83 107V105L84 106H86L85 107V109L87 110V108H88V112H86V110L85 109H83L84 110V112L81 110L80 111V113L77 115V113H76V115L79 117H77V116H73L72 114H73V110L72 109H74V107L76 108V107H78L77 105ZM95 104V105H94ZM99 106V107H97V105ZM101 104L103 105V106H101ZM114 105V104H117V106H111V105ZM126 104V105H125ZM130 104V105H129ZM132 104V105H131ZM257 104V105H256ZM14 105V104H13ZM19 105H16V106H18L19 108L18 109H20L21 107L24 109H22V111H26V109H28L29 108V110L31 111V112H33V110H35V111H37L38 109L35 107L34 108V106H33V108L32 107H25L24 105L23 106H19ZM39 105V106H38ZM41 105V106H40ZM56 105V107H54ZM71 105V106H70ZM93 105H94V107H93ZM106 105V106H105ZM108 105V106H107ZM118 105H119V107H118ZM129 105V106H128ZM142 105H145V106H142ZM255 105V106H254ZM50 106V107H49ZM51 106H52V108H54V109H56L57 108V110L59 111V113H57L58 111L56 110H54V109H52L51 108ZM70 106V107H69ZM89 106V107H88ZM92 108H91V107ZM109 106H111V108H109V110L111 111L110 113H108L109 112V110H108V107ZM132 106H134V107H132ZM8 107V106H7ZM7 107H5V109L7 110V109H9V108H12L13 106H12V104H11V106H9L8 108ZM25 107V108H24ZM78 107V108H79ZM82 107H80V108H82ZM124 107H126V108H124ZM146 107V108H145ZM49 108H50V111H49ZM59 108V109H58ZM66 108V109H65ZM69 108V109H68ZM84 108V107H83ZM96 108H97V111H96ZM100 108V109H99ZM114 108V109H113ZM118 110H117V109ZM129 108V109H128ZM135 108V109H134ZM239 108V109H238ZM20 109V110H21ZM37 109V110H36ZM43 109V108H42ZM63 109V111H64V113H63V111H61ZM93 109V110H92ZM99 109V110H98ZM107 109V110H106ZM126 109L127 110V112H126V114H125V111L124 110ZM131 109V110H130ZM133 109V110H132ZM136 109H139V110H136ZM143 109H144V111H143ZM148 110V111H146V110ZM152 109H154V110H152ZM164 109V110H163ZM245 109V110H244ZM39 110H38V114H39ZM45 110H41V111H43V112H45ZM70 110H72L71 112H69ZM76 110H77V108H76ZM103 110H105V113L103 112ZM118 112H117V111ZM119 110H121L122 112H124V113H121V111H119ZM161 110H163V111H161ZM51 111H53V112H56V113H52ZM106 111H108V112H106ZM112 111H113V113H112ZM130 111V112H129ZM133 111V112H132ZM146 111V112H145ZM152 111V112H151ZM241 111V112H240ZM26 112H28V111H26ZM51 114H50V113ZM67 112H69L70 114H68L67 115ZM76 112V111H75ZM91 112H94V113H91ZM102 112V113H101ZM134 112H137V113H139V114H134ZM210 112V113H209ZM61 113V114H60ZM120 113V114H119ZM129 113L130 114H132V115H129ZM150 113V114H149ZM156 113H158V114H156ZM165 113V114H164ZM17 114H22V113H17ZM35 114H37V113H35ZM55 114V115H54ZM61 115V116H58V115ZM83 114V115H82ZM98 114V115H97ZM104 115L103 117H105V116H107V114H109L107 117L110 119V121H109V119L108 118H104L105 120H108V122L110 123V126H109V124L107 123V121H105L104 123H107V124H105L104 125V123H103V121H102V119H103V117L102 116H99V115ZM106 114V115H105ZM123 114V116H121ZM134 114V115H133ZM146 114V115H145ZM153 114L155 115V116H157L158 118H162L163 117V115L165 116L163 119H160V120H158V122H154L153 123V121L154 120H152L153 118H154V116H153ZM254 114V115H253ZM72 115V116H71ZM95 115V116H94ZM118 115H120V116H118ZM126 115V116H125ZM137 115H139V116H137ZM162 117H161V116ZM56 118H55V117ZM69 116V117H68ZM81 116V117H80ZM90 116V117H89ZM94 116V117H93ZM115 117V118H112V117ZM129 116V117H128ZM133 118H132V117ZM137 116V117H136ZM151 117V118H149V117ZM153 116V117H152ZM160 116V117H159ZM255 116V117H254ZM261 116V117H260ZM53 117V118H52ZM64 117V118H63ZM66 117H68L69 119H67ZM75 117V118H74ZM98 117V118H97ZM121 117V118H120ZM125 117V118H124ZM128 117V118H127ZM132 119H131V118ZM136 117V121L134 120V118ZM144 117V118H143ZM145 117H147V118H145ZM156 117V118H157ZM58 118V119H57ZM62 118V119H61ZM66 118V119H65ZM73 118L75 119V120H73ZM93 118V119H92ZM101 118V119H100ZM112 118V119H111ZM139 118H141L140 120H142V121H140L139 120ZM244 118V119H243ZM260 118V119H259ZM51 119V120H50ZM55 119H57V120H55ZM77 119V120H76ZM82 119V120H81ZM97 119V120H96ZM99 119V120H98ZM115 119V120H114ZM127 119V120H126ZM128 119L131 121L130 123H132V125L130 126V124L129 125H127V123L129 122L128 121ZM167 119V120H166ZM241 119V120H240ZM54 120V121H53ZM65 121V120H68V122H70V120H71V122L70 123H68L69 125L68 126H70V127H68L67 126V121L65 122V123H61L60 121ZM82 121V123L81 122H77V121ZM91 120V121H90ZM102 122H101V121ZM115 122H117V123H115L114 124V121ZM121 120V121H120ZM126 120V121H125ZM137 120H139V122L140 123H142L141 125H139L140 123L137 121ZM165 120H166V122H165ZM245 120H247L248 122H246ZM258 120V121H257ZM41 121V122H40ZM45 121V122H44ZM46 121L48 122V123H46ZM50 121H52V123L53 124H51V122ZM59 121V122H58ZM99 121V122H98ZM111 121H112V123L114 124L113 126L111 125L112 123H111ZM118 121L119 122H122V125H124V127L120 124V123H118ZM128 121V122H127ZM133 121H135L136 123H134ZM162 121V122H161ZM240 121V122H239ZM14 122V123H13ZM25 122V121H24ZM38 123V124H35V123ZM55 122V123H54ZM58 122V123H57ZM85 122V123H84ZM101 122V124L104 126V130H105V133H103L104 131H103V129L101 128V127H103V126H101V124L100 125H98V123H100ZM127 122V123H126ZM139 124H138V123ZM27 123L28 124H30V127L29 126H27ZM42 123V124H41ZM43 123H46L45 124V128H48L49 129V127H50V132H49V130H45V132H44V127H43ZM49 123H50V125H49ZM59 124V125H56L55 127L56 128H54V125L55 124ZM60 123H61V125L62 126H60ZM94 123H95V125H94ZM126 123V124H125ZM134 123V124H133ZM149 123V124H148ZM151 123V124H150ZM169 123V124H168ZM248 123H249V125L250 126H248ZM40 124V125H39ZM48 124V125H47ZM76 124V125H75ZM117 124H119V125H117ZM154 124V125H153ZM247 124V125H246ZM67 126L68 128H65V126ZM82 125H84V126H82ZM91 125V126H90ZM100 126V127H98V126ZM109 126V128H111V126H112V128H111V131H110V129L108 128V126ZM134 125V126H133ZM138 125V126H137ZM161 125V126H160ZM261 125H263V126H261ZM9 126V127H8ZM41 126V127H40ZM49 126V127H48ZM76 128H75V127ZM117 126L119 127V129L121 130V128H124V129H122V131H120V132H118L119 131V129L117 128ZM137 126V127H136ZM141 126H143V128L141 127ZM144 126H146V127H144ZM251 126L253 127V131H252V128H251ZM26 127L29 129V130H31V132L29 131V132H26L25 130H27L28 131V129H26ZM37 127V128H36ZM41 128L40 130H39V128ZM43 127V128H42ZM53 127V128H52ZM58 127V128H57ZM62 127V128H61ZM74 127V129H71V130H73V131H71L70 130V128H73ZM82 127V128H81ZM92 127H95L96 129H94V128H92ZM136 127V128H135ZM138 127H139V129H138ZM151 129H150V128ZM249 128L247 131L245 130V128ZM10 128V129H9ZM12 128V129H11ZM21 128H24L23 130L21 129ZM77 128H79V129H77ZM98 128H101L102 129V131L101 130H99V131H96ZM117 128V129H116ZM127 128V129H126ZM131 130H130V129ZM133 128H134V130H133ZM145 128V129H144ZM153 128H155V129H153ZM8 129V130H7ZM19 129V130H18ZM20 129H21V131H20ZM33 129V130H32ZM37 129V130H36ZM56 129V130H55ZM63 129V130H62ZM69 130V132L68 131H66V130ZM75 129H77V130H75ZM82 129V130H81ZM86 129V130H85ZM92 129V130H91ZM116 129V130H115ZM135 129H137L136 131H135ZM10 130V131H9ZM41 130H43V131H41ZM56 131V133H55V131ZM85 130V131H84ZM96 132H95V131ZM109 131L108 132V135H107V131ZM113 130V131H112ZM12 131V132H11ZM35 131H36V133H35ZM37 131L38 132H40V133H42V135H43V133H45V135L43 136V137H41L42 135L40 134V133H37ZM48 133H47V132ZM53 131V132H52ZM58 131V132H57ZM59 131H61V132H59ZM63 131H66L67 133H70V135L69 134H67L66 132H63ZM71 131V132H70ZM78 131H80V132H78ZM82 131H84V132H82ZM115 131H117V134H116V132ZM127 133H126V132ZM135 131V132H134ZM154 131V132H155ZM249 131V132H248ZM250 131H252V132H254V133H252L251 132V134L252 135H248V133L250 134ZM2 132V133H1ZM33 132H34V134H33ZM63 132V133H62ZM72 132H74V133H72ZM86 132L88 133V134H86ZM112 132V133H111ZM124 132V133H123ZM129 132V133H128ZM146 132V133H147ZM8 133H10V134H8ZM17 134V135H14V134ZM23 135H22V134ZM31 135H30V134ZM77 133V134H76ZM79 133V134H78ZM84 133V134H83ZM90 133V134H89ZM96 133V134H95ZM114 136V133H115V136L113 137L111 134ZM163 133V135H161ZM3 134V135H2ZM8 134V135H7ZM12 134H13V136L14 137H11L12 136ZM29 134V135H28ZM46 134H48L47 136H46ZM53 134V135H52ZM55 134H58V135H55ZM62 134V135H61ZM73 134H74V137H72L73 136ZM80 134L82 135L81 137H80ZM86 134V135H85ZM103 135V137H102V135ZM105 134V135H104ZM122 134H123V136H122ZM127 134V135H126ZM166 134V135H165ZM254 134V135H253ZM26 135V136H25ZM33 135V136H32ZM37 135V136H36ZM38 135H41V136H38ZM65 135V136H64ZM68 135V136H67ZM75 135H76V137H75ZM109 135H111V139H112V137H113V139L117 142V140H118V144H120V143H122V145H118L117 143H115V141L114 140H109L110 139V136ZM124 135H125V137H124ZM17 136H20V137H18L17 139H16V137ZM24 136V137H23ZM29 136V137H28ZM50 136H52L51 137V139L53 138V137H55V139L53 138V140H50L49 138H50ZM58 136L59 137H61V138H58ZM62 136H64L65 138H67V137H69V136H71L70 138H67V139H65L66 141H67V143H65L66 141L64 140V137L62 138ZM77 136H79L78 138H77ZM86 136L89 138H86ZM99 136V137H98ZM107 136V137H106ZM121 138V136H122V142L120 141L119 142V137ZM23 137V138H22ZM27 137L29 138V139H32V138H38V139H40L39 140V143L41 144V145H38L39 143H37L35 140H29V139H27ZM32 137V138H31ZM40 137V138H39ZM47 137V138H46ZM57 137V138H56ZM85 137V138H84ZM108 138V139H106V138ZM118 137V139H116V138ZM128 137V138H127ZM154 137V136H153ZM169 137V138H168ZM15 138V139H14ZM34 138V139H35ZM71 138H74V139H71ZM80 138H82V139H84V141H82V139H80ZM127 140H126V139ZM133 139H134V137H132ZM160 138V139H159ZM162 138V139H161ZM164 138V139H163ZM238 138V139H237ZM19 139V140H18ZM21 139H23V141H24V139L25 140H29L30 141V143L27 145L28 146V148H26V147H24L26 144H24L25 143V141L23 142ZM46 139V140H45ZM57 139H59L58 141H57ZM64 140V143H62L63 142V140ZM86 139V140H85ZM92 140L91 141V143H90V145H88L87 146V144L85 145L84 144V142L85 141H87V142H89V140ZM150 140L151 139V137H149L148 135L146 136V137H143V139H142V143H144L145 141L144 140H146V141H148V140ZM16 140H18L17 142H15ZM21 140V142H23V145H21L22 146V149L21 148H16L17 146L18 147H20L19 145H17L18 144V142ZM44 140H45V142H44ZM55 140V141H54ZM61 140H62V142H61ZM70 140H73V141H76V142H73V141H70ZM78 140H80V142H78ZM101 141V142H99V141ZM104 140V141H103ZM171 140V141H170ZM32 141H33V144H32V148H29L30 147V144L32 143ZM34 141L36 142V146H37V148H34V147H36V146H34ZM54 142V144L56 145V146H54V144H53V142ZM83 143H82V142ZM111 141H114L113 143L111 142ZM127 142V143H125V142ZM162 141V142H161ZM9 142V141H8ZM52 142V143H51ZM62 143V146H61V144L58 146L57 145V143ZM87 142H85V143H87ZM104 142V144H100V143H103ZM109 144H108V143ZM124 142V143H123ZM45 143V144H44ZM51 143V144H50ZM72 143V144H71ZM73 143H75L74 145H73ZM80 143V144H79ZM107 143V144H106ZM22 144V143H21ZM47 147V145L46 144H48V149L44 146V145ZM49 144H50V146H49ZM53 144V146H51ZM68 144V145H67ZM71 146H70V145ZM77 144H78V147H77ZM97 144V145H96ZM15 145V146H14ZM92 145H94V146H92ZM96 145V146H95ZM100 145H101V147H100ZM103 145V146H102ZM117 145L119 146V148H120V150H119V148L117 147ZM41 146H44V148L42 147H39ZM59 147V149H60V147H61V149L59 150L58 149V147ZM66 146H70L69 148L68 147H66ZM79 146H82V148L81 147H79ZM172 146V147H171ZM10 147V146H9ZM24 147V148H23ZM51 147H53L54 149L52 150L51 149ZM57 147V148H56ZM64 147H66L65 149H64ZM74 147H76V148H74ZM85 147V148H84ZM94 147H96V149L94 148ZM98 147H100V148H98ZM102 147H103V149H102ZM105 147H107L106 148V150H105ZM115 148V150H114V148ZM118 148V150H117V148ZM149 147V146H148ZM147 147V148H148ZM8 148V147H7ZM34 148V149H33ZM50 148V149H49ZM55 148H56V150H55ZM63 148V149H62ZM71 148H74V149H71ZM81 149V151H80V149ZM84 148V149H83ZM98 148V149H97ZM108 148H112L111 150L112 151H109V150H107ZM149 148H151V147H149ZM148 148V149H149ZM158 149V151L157 150H155V149ZM172 148V149H171ZM9 149V148H8ZM18 150V151H16V150ZM68 149V150H67ZM70 149V150H69ZM78 149H79V151H80V153L79 152H77L78 151ZM91 149V150H90ZM121 149H122V151H121ZM15 150V151H14ZM32 150H31V152H32ZM37 150H35V151H37ZM59 151V153H60V156L58 155L59 153H58V151ZM62 150H64V151H62ZM71 150H73V151H71ZM77 150V151H76ZM86 151V154H85V152L84 151ZM102 150H105V151H108V152H112L111 153V155H110V153H106L105 151H102ZM20 151V152H19ZM40 151H37V152H40ZM52 151H55V153L53 154V152ZM69 152V153H66V152ZM87 151H88V153H90V154H88L87 153ZM100 151V152H99ZM17 152V153H16ZM62 152H64L62 155H61V153ZM72 152H73V156L71 155L72 154ZM74 152H76V153H74ZM82 152H84V155H82L83 153ZM94 152V153H93ZM123 152V153H122ZM127 152H130V151H126L125 153H127ZM249 152V153H248ZM18 154V155H16V154ZM26 153V152H25ZM35 153V152H34ZM34 153H32V154H34ZM117 153V154H116ZM42 154V155H41ZM50 154H52V156L50 155ZM66 154H67V157H69V156H71L70 158H68L67 159V157L65 158L64 156H66ZM79 154H81V155H79ZM95 154H98V155H95ZM101 154V155H100ZM104 154V157L102 156ZM116 154V155H115ZM134 154V153H133ZM135 154H136V152H135ZM134 154V155H135ZM89 155V156H88ZM113 155V156H112ZM177 155V156H176ZM242 155V156H241ZM14 156V157H15ZM24 156H26V155H24ZM58 156V157H57ZM77 156H79V157H77ZM82 156V157H81ZM85 156V157H84ZM93 156V157H92ZM95 156V157H94ZM98 156H100V157H98ZM101 156H102V158H101ZM114 156H115V158H114ZM117 156V157H116ZM165 156V157H164ZM170 156V157H169ZM174 156H175V160H174ZM75 157H77V158H75ZM81 157V158H80ZM86 157H88L87 159H86ZM96 157H98V158H96ZM110 157V158H109ZM112 157L114 158L113 160H112ZM177 157V158H176ZM55 158V159H54ZM63 158V159H62ZM65 158V159H64ZM92 158V159H91ZM105 158H108V159H105ZM118 158V159H117ZM187 158V159H186ZM246 158V159H245ZM48 159V158H47ZM58 159H61L62 160V162H61V160H58ZM70 159H73V163H72V160H70ZM76 159V160H75ZM83 159V160H82ZM85 159V160H84ZM102 159L104 160L105 159V161H103V162H105V163H103L102 162ZM110 159V160H109ZM128 159V158H127ZM178 159H179V161H178ZM67 160V161H66ZM70 160V161H69ZM92 160H94V163L95 164H92L93 163V161ZM96 160H99V163L96 161ZM100 160H101V162H100ZM169 160V161H168ZM182 161V163H181V161ZM53 161H51V160H49V163H52ZM69 161V162H68ZM75 161V162H74ZM77 161V162H76ZM87 161H89V162H87ZM175 161H176V163H175ZM178 161V162H177ZM90 162H92V163H90ZM108 162V163H109ZM117 162V163H118ZM167 162H168V165H167ZM173 162V163H172ZM180 162V163H179ZM188 162V163H187ZM86 163V164H85ZM88 163V164H87ZM90 163V164H89ZM101 163V164H100ZM108 163H106V164H108ZM120 163V162H119ZM178 163V164H177ZM192 163V164H191ZM244 163V164H243ZM173 164V165H172ZM181 164V165H180ZM183 164H184V166L186 167V168H189V169H186L184 166H183ZM79 165L78 166H76V167H79ZM85 165V166H84ZM90 165V166H89ZM94 165H97V166H95V167H93ZM191 165V166H190ZM75 166H73V167H75ZM81 166V165H80ZM99 166V167H98ZM164 166H166V168L164 167ZM169 166V167H168ZM181 166H183V167H181ZM188 166V167H187ZM201 166V167H200ZM248 166V167H247ZM179 167H181V169L179 168ZM192 167V168H191ZM196 167V168H195ZM199 167V168H198ZM92 168V169H91ZM94 168H96V169H94ZM165 168V169H164ZM168 168V169H167ZM176 168H177V170H176ZM76 169H78V168H76ZM186 170V172H187V174H182V173H185V171H183V170ZM194 169H195V171H194ZM198 169V170H197ZM174 170V171H173ZM175 170L177 171L176 173H175ZM179 170H181V172L179 171ZM226 170V171H225ZM91 171V172H90ZM93 171V172H92ZM202 171V172H201ZM236 171H237V173H236ZM171 172V173H170ZM172 172H173V174H172ZM179 172V173H178ZM228 172V173H227ZM234 174V176H233V174ZM72 173V174H71ZM177 173H178V175H177ZM197 173V174H196ZM206 173V174H205ZM212 173V174H211ZM224 173V174H223ZM236 173V174H235ZM53 174V173H52ZM52 174H50V175H52ZM94 174H95V176H94ZM172 174V175H171ZM182 174V175H181ZM196 176H195V175ZM229 174V175H228ZM83 175V177H81ZM84 175H86V176H84ZM93 175V176H92ZM169 175H170V177H172V178H170L169 177ZM198 175V176H197ZM202 176V178H201V176ZM207 175V176H206ZM238 177H237V176ZM58 176V175H57ZM56 176V177H57ZM76 176V177H75ZM79 178H78V177ZM119 176V175H118ZM117 175H116V177H118ZM182 176H185L184 178H182ZM190 176V178H188ZM212 176V177H211ZM219 176V177H218ZM226 176V177H225ZM229 176V177H228ZM48 176H46V175H44V179H48L47 178ZM65 176L63 177V178H66ZM73 177H75V179L73 178ZM87 177V178H86ZM88 177H90V178H88ZM168 177V178H167ZM176 177H178V179L176 178ZM196 177V178H195ZM207 177V178H206ZM222 179H221V178ZM234 177H235V179H234ZM58 178V177H57ZM56 178V179H57ZM76 178H77V180H76ZM86 178V179H85ZM98 178V177H97ZM167 178V179H166ZM173 178H175V179H173ZM180 178H182V179H180ZM200 179V180H197V179ZM203 178H205V179H203ZM213 180H212V179ZM226 178V180H224ZM228 178V179H227ZM230 178V179H229ZM237 178V179H236ZM40 179H42V178H40ZM72 179H74L75 181H73ZM84 179V181H80V180H83ZM94 179V180H93ZM164 179L166 180V181H164ZM171 179V180H170ZM187 179V180H186ZM193 179V180H192ZM210 181H209V180ZM221 179V180H220ZM233 179V180H232ZM245 179V180H244ZM72 180V181H71ZM93 180V181H92ZM167 180H169V181H167ZM178 180H182V181H178ZM184 180L185 181H187V183L186 182H184ZM190 180V182H188ZM191 180H192V182H191ZM206 181V182H204V181ZM223 180V181H222ZM234 180H236V181H234ZM238 180V181H237ZM49 181L51 182V181H53V180H50L49 179ZM59 181V180H58ZM66 181L63 183L64 184V186L62 187L63 189H65V188H67V185H68V187H69V182H67L66 183ZM177 181V182H176ZM227 181H229V182H227ZM57 182V181H56ZM80 182V183H79ZM91 182V183H90ZM164 182V183H163ZM166 182V183H165ZM168 182V183H167ZM174 182H176V184L174 183ZM196 183V189L195 188H193V186H194V184ZM208 182H210V183H208ZM215 182V183H214ZM218 182V183H217ZM231 182V183H230ZM235 182V183H234ZM53 183V184H52ZM82 183H83V185L86 187V188H84V186L82 185ZM88 183V184H87ZM90 183V184H89ZM181 184V187H180V184ZM222 183V184H221ZM230 183V184H229ZM51 184L52 185H50L51 186V189H50V191L52 192V191H55L54 189L56 188V191H58L59 189H62L61 188V186L59 187V189L56 187L57 185H56V183L53 181V182H51ZM186 184V185H185ZM192 186H190V185ZM199 184H200V186H199ZM201 184H202V186H201ZM65 185H66V187H65ZM87 185V186H86ZM177 185V187L176 188H173V187H175ZM183 185V186H182ZM233 185H234V187H233ZM54 187V189H53V187ZM197 186H199V188L197 187ZM204 186V187H203ZM206 186V187H205ZM208 186V187H207ZM223 186V187H222ZM225 186V187H224ZM228 186H229V188H228ZM238 186V187H237ZM89 189H88V188ZM178 187H179V189H182V190H179L178 189ZM183 187V188H182ZM185 187V188H184ZM203 187V188H202ZM232 187V188H231ZM71 188V186L69 187V188H67V189H70ZM111 188V187H110ZM161 188H163V189H161ZM207 188H208V190H207ZM237 188V189H236ZM80 188H78V190H79ZM85 189H87V190H85ZM102 189H104V188H102ZM102 189H100V191H103ZM174 189V191H172V190ZM204 189V190H203ZM226 189V190H225ZM66 190V189H65ZM104 190H107V188H105ZM109 190V189H108ZM107 190V191H108ZM189 190V191H188ZM198 190H200V191H202V192H200V191H198ZM207 191V193H210L211 192V194H207V193H205L206 191ZM60 192H62V190H59ZM99 191V190H98ZM167 191V192H166ZM172 191V192H171ZM177 191V192H176ZM179 191H181V194H180V192ZM186 191V192H185ZM188 191V192H187ZM192 191V192H191ZM209 191V192H208ZM108 192H110V190L108 191ZM174 192V193H173ZM183 192V193H182ZM198 192V193H197ZM214 192V193H213ZM215 192H216V194H215ZM218 192V193H217ZM116 193V192H115ZM189 194V196H188V194ZM194 193V194H193ZM220 193V194H219ZM117 194H121V192H119V193H117ZM117 194H114V195H117ZM162 194V196H163V198L164 199H166L165 198V196L163 195V193H161ZM177 195V196H175V195ZM184 194V195H183ZM186 194V195H185ZM192 194V195H191ZM93 195H94V193H93ZM207 195V196H206ZM213 195H215V196H213ZM223 195V196H222ZM171 196H169V197H171ZM182 196V197H181ZM192 196V197H191ZM194 196V197H193ZM210 196H213L212 198H209ZM179 197H180V199H179ZM186 199H185V198ZM190 199H189V198ZM208 197V198H207ZM215 197V198H214ZM183 198H184V201H183ZM227 199V200H225V199ZM114 199H115V197H114ZM182 199V200H181ZM191 199H195V200H191ZM204 199V200H203ZM212 201H210V200ZM213 199V200H212ZM216 199V200H215ZM217 199H219V200H217ZM221 199L224 201H228V204H226L227 202H223V201H221ZM206 200V201H205ZM216 202H215V201ZM186 201V202H185ZM192 201H193V203H192ZM198 201V202H197ZM209 201V202H208ZM219 203H218V202ZM125 203L124 204H126L127 202L126 201H124ZM181 202V203H180ZM222 203V206H221V203ZM231 202V203H230ZM167 204V202H163V204ZM190 203V204H189ZM216 203H218V204H216ZM225 203V204H224ZM233 203V204H232ZM123 204V205H124ZM183 204V205H182ZM194 204V206H192ZM220 204V205H219ZM230 204V208L232 207V208H234L233 209V211H232V208H231V210H230V208H228V205ZM176 205V206H177ZM180 205V206H179ZM186 205V206H185ZM188 205H190V206H188ZM198 205H199V207H198ZM237 206V207H235V206ZM111 206V207H110ZM121 206V207H120ZM202 206V207H201ZM225 206V207H224ZM234 206V207H233ZM116 207V208H115ZM125 207H128L129 209H130V207L128 206V205H125ZM182 207V208H181ZM193 207V208H192ZM224 207V208H223ZM239 207V208H238ZM99 208H102V209H99ZM113 209L114 210V212H111L112 210L111 209ZM118 210L117 212H118V214H117V212H116V210ZM118 208V209H117ZM179 208V209H178ZM181 208V209H180ZM106 209H110V210H107L106 211ZM123 209V210H122ZM174 210V212H173V210ZM178 211H177V210ZM192 209V210H191ZM198 209V210H197ZM201 209V210H200ZM228 209V210H227ZM237 209V210H236ZM239 209H241V210H239ZM124 210H125V212H124ZM126 210L128 211V212H126ZM191 210V211H190ZM239 210V211H238ZM249 212H248V211ZM255 210V211H254ZM100 211V212H99ZM103 211H104V213H106V214H104L103 213ZM106 211V212H105ZM121 211H122V214H121ZM186 211V212H185ZM188 211V212H187ZM190 211V212H189ZM200 211V212H199ZM220 211V212H219ZM230 211H232V212H230ZM241 211H243V213L241 214ZM248 212V214H247V212ZM251 211H252V213H254V214H251ZM254 211V212H253ZM102 212V213H101ZM110 212V213H109ZM130 212V213H129ZM178 212V213H177ZM185 212V213H184ZM216 212V213H215ZM244 212H246V213H244ZM99 213V214H98ZM101 213V214H100ZM110 214V216H109V214ZM114 213H115V215H114ZM123 213H126V215L124 216V214ZM166 213H167V216H166ZM184 213V214H183ZM199 213V214H198ZM230 213H232V214H230ZM111 214L112 215H114V216H111ZM120 215V216H117V215ZM131 214V215H130ZM186 214V215H185ZM193 214V215H192ZM198 214V215H197ZM215 214V215H214ZM238 214H240V215H243V216H240V215H238ZM247 216H246V215ZM251 214V215H250ZM258 214V215H257ZM99 215V216H98ZM103 215H105V216H103ZM191 215V216H190ZM250 215V216H249ZM130 216H132V217H134V218H131ZM196 216V217H195ZM197 216H198V218H197ZM208 216L209 217H211V218H208ZM213 216V217H212ZM224 216V217H223ZM227 216H229V218L227 217ZM252 216V217H251ZM104 217V218H103ZM109 219H108V218ZM112 217V218H111ZM114 217V218H113ZM120 217H122V218H120ZM130 217V218H129ZM139 217H141V216H139ZM167 217V218H166ZM204 217H205V219H204ZM219 219V220H222L223 221V223L222 224H219V223H221L222 221H218L217 219ZM247 217H248V219H247ZM253 217H254V219H253ZM260 217V218H259ZM111 218V219H110ZM119 218V219H118ZM201 218H203V219H201ZM212 218H214L213 220H212ZM221 218H224V219H221ZM227 218V219H226ZM243 218V219H242ZM95 219H96V216H95ZM106 219V220H105ZM113 219H114V221L117 223V228L116 227H114L115 226V222L113 221ZM125 219V220H124ZM132 219V220H131ZM180 219V220H179ZM188 219V220H187ZM198 219V220H197ZM200 219H201V221H200ZM210 219V220H209ZM228 219H230V220H228ZM103 220V221H102ZM109 221V222H106V221ZM112 220V221H111ZM128 220H130V222L131 221H133V222H131V224H130V222H129V224H128ZM166 221V223H165V221ZM194 220H195V222H194ZM205 220V221H204ZM214 220L216 221V224H214L215 222H214ZM256 220V221H255ZM124 221V222H123ZM135 221V222H134ZM163 221V222H162ZM180 221V222H179ZM226 221H230V222H226ZM232 221V222H231ZM233 221H235V222H233ZM259 221V222H258ZM111 222H114L113 224L111 223ZM168 222V223H167ZM189 222H192V223H189ZM206 222V223H205ZM236 222H238V223H236ZM118 223H119V225H118ZM122 223H123V225H122ZM127 223V224H126ZM196 223V224H195ZM218 223V224H217ZM224 223H228V224H225V225H223ZM232 223H234V224H232ZM111 224V225H110ZM134 224V225H133ZM169 224H172V227H171V225L169 226L170 228H168V225ZM179 224V225H178ZM185 224V225H184ZM191 224V225H190ZM207 224H208V226H207ZM122 225V226H121ZM124 225H125V227H124ZM127 225V226H126ZM181 225H182V227H181ZM197 225V226H196ZM218 225V226H217ZM221 225H223V226H221ZM228 225H230V227H231V225H234L235 226V228H236V230H234L235 228H234V226H232L233 228H228ZM237 225V226H236ZM254 225V226H253ZM108 226H110V227H108ZM128 226H129V229H128ZM130 226H133L134 227V229H133V227H131L132 228V230L133 231H131V228H130ZM200 226V227H199ZM215 226V231L217 230H220V227H223V230H224V232H223V230H222V228H221V230H222V232H223V234L221 233V234H217V233H219L220 231H216V232H213L214 230V228H212V227H214ZM220 226V227H219ZM122 228V230L124 231V232H122V230H121V228ZM166 229H165V228ZM186 228V229H184V228ZM210 227H211V229H210ZM219 227V229H217ZM226 227V228H225ZM128 230H127V229ZM172 228V229H171ZM176 229V232H174L175 231V229ZM181 228V229H180ZM183 228V229H182ZM188 228V229H187ZM192 228V229H191ZM210 229V230H208V229ZM243 228V229H242ZM119 229V230H118ZM169 229V230H168ZM205 229V230H204ZM228 229V230H227ZM229 229H230V231H229ZM233 229V231L231 232V230ZM241 229V230H240ZM245 229V230H244ZM121 233H119L118 231ZM127 231V233H126V231ZM130 230V231H129ZM137 230V231H136ZM156 233V235L154 234V232ZM160 230V231H159ZM162 230V231H161ZM173 230V231H172ZM193 230V231H192ZM201 230H203L202 232H201ZM239 232H241V233H239ZM116 231V232H115ZM139 231V232H138ZM148 231V232H147ZM150 231V232H149ZM166 231H168V232H166ZM181 231H182V233L184 234V235H182V233H181ZM185 231V232H184ZM206 231V232H205ZM211 231V232H210ZM228 231L229 232H231V233H234V232H236L235 234L236 235H234V234H231V236H229L230 234L228 233ZM111 233V235H110V233ZM114 232V233H113ZM118 232V233H117ZM129 232V233H128ZM144 234H142V233ZM166 232V233H165ZM170 232V233H169ZM188 232H190V234H188ZM198 232V233H197ZM213 232V233H212ZM262 232V233H261ZM124 233H126L125 235H126V237L131 233V235H133V234H135V233H137V236L135 235H133L134 237H136V238H133V236H132V238H131V236H130V238H126L125 236H124ZM147 233V234H146ZM151 233V234H150ZM163 233H165V234H167V235H164ZM180 233V234H179ZM193 233V234H192ZM194 233H196V234H194ZM203 233V234H202ZM208 234V237H207V234ZM227 233V234H226ZM258 233H260V234H258ZM114 234H116V236H114ZM143 236H142V235ZM145 234L146 235H148V234H150V235H152V237L153 236H157L156 237V239H154V243L155 244H153V245H151L148 241H142L141 243H142V245L141 244H139L140 243V240H139V242H138V239H140V235L142 236V237H144L145 236ZM154 234V235H153ZM163 235V239H162V235ZM178 234V235H177ZM200 236H199V235ZM206 234V235H205ZM217 235V236H215V237H213L214 235ZM239 234H241V235H239ZM245 234V235H244ZM249 234V235H248ZM253 234V235H252ZM109 235H110V237H109ZM121 235H122V237L124 238V240H123V242H122V240H120V241H118V239H116V237H121ZM138 235H139V238H138ZM149 235V236H150ZM181 235V236H180ZM195 235H197V236H195ZM203 235H205V236H203ZM211 235V236H210ZM218 235H219V238H218ZM229 236V238H231V239H229L228 240V236ZM248 237H247V236ZM165 236V237H164ZM177 236V237H176ZM180 236V237H179ZM184 236V237H183ZM195 236V237H194ZM222 236H224L223 238H220V237H222ZM225 236H226V239H225ZM233 236H234V240H232L233 239ZM246 236V237H245ZM252 236V237H251ZM108 237H109V239H108ZM121 237V238H122ZM172 239H171V238ZM179 237V238H178ZM189 237H191V238H189ZM193 237V238H192ZM196 237L198 238V239H196ZM218 238V239H216V240H214L215 238ZM238 239H237V238ZM261 237V238H260ZM120 238V239H121ZM122 238V239H123ZM206 238V239H205ZM208 238H210V239H208ZM263 238V239H262ZM111 239V240H110ZM130 239H132V241H130ZM134 239V240H133ZM162 239V240H161ZM171 239V241H169V240ZM188 239V240H187ZM213 239V240H212ZM243 240V241H241V240ZM245 239V240H244ZM249 239V240H248ZM110 240V241H109ZM116 240H117V245H116ZM126 240V241H125ZM135 240H136V242L138 243V245H137V243L135 244ZM157 240V241H156ZM163 242H161V241ZM200 240V241H199ZM207 240V241H206ZM219 240L221 241V242H219ZM225 240H227L226 242H225ZM232 240V241H231ZM254 240V241H253ZM115 241V242H114ZM157 243H156V242ZM185 241V242H184ZM187 241V242H186ZM191 241V242H190ZM209 241V242H208ZM213 241H214V243H213ZM216 241V242H215ZM218 241V242H217ZM223 241V242H222ZM229 241V242H228ZM251 241V242H250ZM145 242V243H144ZM146 242H148L149 244H148V246H147V243ZM152 242V241H151ZM158 242H160V244L158 243ZM167 242H169V243H167ZM179 242V243H178ZM182 242V243H181ZM204 242H206V244H207V246H206V244L204 243ZM238 242V243H237ZM241 242V243H240ZM243 242V243H242ZM256 242V243H255ZM262 242V243H261ZM146 244V246L144 245V244ZM171 243V244H170ZM178 243V244H177ZM188 243H189V245H188ZM195 243V244H194ZM200 243H202V244H200ZM246 243V244H245ZM248 243V244H247ZM253 243H254V246H253ZM259 243V244H258ZM183 244V245H182ZM196 244H197V246H196ZM220 244H224L223 246H225L226 248H227V251H229L230 253L228 254V252H226V248L225 247H222ZM234 244V245H233ZM249 244H251L252 245V248H251V245H249ZM263 244V245H262ZM144 245V246H143ZM158 247H157V246ZM171 245V246H170ZM174 245H175V247H174ZM182 245V246H181ZM185 245V246H184ZM199 245L200 246H202V247H199ZM209 245V246H208ZM228 245V246H227ZM232 245H233V247H232ZM238 245V246H237ZM151 246V247H150ZM156 246V247H155ZM179 246V247H178ZM216 246H218L219 248H221V249H219L218 247H216ZM236 246H237V248H236ZM145 247V248H144ZM151 249H150V248ZM153 247L155 248V249H153ZM171 247V248H170ZM174 247V248H173ZM183 249H182V248ZM190 249H189V248ZM198 247H199V249H198ZM238 247H239V249H238ZM246 247V249H244ZM259 247V248H258ZM138 248H140V251H138L139 249ZM145 249V250H143V249ZM147 248V249H146ZM157 248V249H156ZM173 248V249H172ZM179 248V249H178ZM192 248V249H191ZM205 248H207V249H205ZM229 248H230V250H229ZM231 248H232V250H231ZM236 250H235V249ZM247 248H248V250H247ZM258 248V249H257ZM143 250V252H142V250ZM149 249V251H150V253L151 252H153L152 250H154L155 251V253L157 252V254H155L154 252L152 253L153 255H155V256H152V254H150L149 253V251L147 252V250ZM176 249V250H175ZM188 249V250H187ZM195 249V250H194ZM204 249V250H203ZM237 249H238V251H237ZM249 249H251V250H249ZM252 249H253V251H252ZM255 249H256V252H255ZM261 249V250H260ZM180 250V251H179ZM183 250H185V251H182ZM198 250H199V252H198ZM207 250H208V252H207ZM213 250V251H212ZM218 250V251H217ZM219 250H221V251H219ZM223 250H224V252H223ZM245 250H247V251H245ZM193 251V252H192ZM196 251V252H195ZM201 251V252H200ZM204 251H206V252H204ZM209 251H211V252H209ZM215 251H217V252H215ZM231 251H233L232 253H231ZM235 251V252H234ZM245 251V252H244ZM252 251V252H251ZM262 253H261V252ZM135 252H138V253H136L135 254ZM162 252V253H161ZM165 254H164V253ZM174 252V253H173ZM176 252V253H175ZM180 252H181V254H180ZM213 252V253H212ZM220 252H221V254L223 253H225L223 256H220L221 254H220ZM240 252H242V253H240ZM190 255H189V254ZM196 253H198V254H196ZM216 253V254H215ZM250 253V254H249ZM253 253H254V255H253ZM261 255H260V254ZM131 254V255H130ZM135 254V255H134ZM137 254H139V256L137 255ZM142 254V255H141ZM150 254V255H149ZM164 254V255H163ZM170 254H172V255H170ZM177 254V255H176ZM186 255V256H183V255ZM193 254V255H192ZM201 254H203V255H201ZM210 254V255H209ZM214 255V257L212 256V255ZM228 254V256L231 254V255H233L234 257H238L237 258V261H236V258L235 259H233L234 260V262L232 261V263H231V261H229L228 262V260L227 259H225L224 260V258H225V256ZM236 254H237V256H236ZM241 254V255H240ZM244 254V255H243ZM252 254V255H251ZM137 255V256H136ZM147 255H148V257H147ZM156 255H158V256H156ZM208 255V256H207ZM218 255H219V257H218ZM242 255H243V257H242ZM249 255V256H248ZM251 255V256H250ZM257 255H259L258 256V258H257ZM133 256H135V257H138L139 259H142V260H139L138 258H135V257H133ZM149 256H151V257H149ZM164 256V257H163ZM187 256H188V258H190V259H187ZM196 256V257H195ZM228 256H226V258L228 257ZM254 256H256L255 258H254ZM262 256V257H261ZM146 257V258H145ZM160 257V258H159ZM201 257V258H200ZM204 257V258H203ZM209 257V258H208ZM224 257V258H223ZM242 257V258H241ZM135 258V259H134ZM196 258V259H195ZM205 258H208V261H207V259H205ZM217 258V259H216ZM223 258V259H222ZM240 258V259H239ZM249 258V259H248ZM98 259V258H97ZM97 259H95V260H93L92 259V261H89V263L87 262V263H85V264H101L100 263V261H98ZM125 259H122V260H119V261H117V262H107V261H109V260H101V261H103V263L104 264H129V262L128 261H126ZM148 259V260H147ZM156 259V260H155ZM205 259V260H204ZM209 259H211L210 261H209ZM219 259V260H218ZM257 259V260H256ZM100 260V259H99ZM146 260V261H145ZM177 260H179V261H177ZM216 260V261H215ZM226 260H227V262H226ZM239 260H240V262H239ZM244 260V261H243ZM138 261H140V262H138ZM142 261V262H141ZM143 261H144V263H143ZM150 261V262H149ZM181 261V262H180ZM184 261V262H183ZM195 261V262H194ZM254 261V262H253ZM262 261V262H261ZM44 262H49V260H45ZM99 262V263H98ZM134 262V263H133ZM169 262V263H168ZM206 262V263H205ZM222 262H224V263H222ZM238 262V263H237ZM260 262V263H259ZM50 263V262H49ZM102 263V264H103ZM187 263V264H188ZM244 263V264H245Z\"/></svg>",
    "mask_w": 264,
    "mask_h": 264
},
{
    "label": "bare ground",
    "instance_id": "obj_2",
    "mask_svg": "<svg viewBox=\"0 0 264 264\" xmlns=\"http://www.w3.org/2000/svg\"><path fill=\"white\" fill-rule=\"evenodd\" d=\"M7 1V0H6ZM30 1V0H29ZM37 3H38V0H35ZM45 1V0H44ZM44 1H39V6L41 7L43 4H41L40 2H44ZM53 1V0H52ZM56 2L55 3H53L52 5H51V1H50V4L49 3H47L48 4V8H49V11H50V7L52 6V8L51 9H54L53 11L55 12V13H59V15H56V18L57 19H59V18H61L62 20H66V21H68V23H69V25H71V26H69L70 28H69V30L68 31H71V34H72V32H74V35L72 34V35H70V34H68V35H70V37L68 38V40L70 39V41L71 42H74V43H76V42H79L78 40L80 39V41H81V37H83V39L84 40H87L86 41V43H91V41H92V44L94 45V43H93V40H97V39H99V37H100V34H104L105 36H106V38H109V39H102L103 40V42H104V40H107L106 42H108V44H109V40L110 41H115L114 43H111L113 46H111V44H107L106 45V43H105V46H103L104 47V49L107 47V46H111V47H109L111 50L113 49V47H114V51H111V50H109V49H106L108 52H101V55H100V53L99 52H96V51H98L97 50V48H96V46H98L97 44H99V43H97V41H99V40H97L96 42H95V48L93 47V46H90V48H94V49H96V51H94L93 49H90L91 51L93 50V52H94V54H93V52H92V54L94 55L93 57H95V56H97L98 54L100 55V56H102V54L105 56V57H103V59H104V62H106V64H107V66L109 65V67L110 66H112V68H114L115 70L116 69H119V68H127V66L129 67H131V68H134L135 67V70H138L137 72H139V74H137V75H140V80H142V81H145V83L142 85V87H137V86H135V87H137L138 89V91H139V95L141 94V95H143V96H152V97H158L159 96V94L161 95V93L163 92V90L161 89V85L160 86H154L153 88L152 87H149V85H151V80H152V82H155L154 80L155 79H157V78H159L160 79V72L162 71H160V72H158V71H156V70H154V69H152V67L154 66L153 65V63L152 62H150L149 63V61L147 62V60L148 59H145L144 57H142V56H144L143 54H142V58L137 54V53H135L136 51L135 50H133L132 48H134V47H130V45L132 46L133 44H135L132 40H136V38H129L130 37V35H123V34H128L127 32H124L123 30H117V29H113L112 31L114 32V33H112V34H114V35H107V34H109V31H105V33H107V34H105V33H99V32H97L98 31V29L95 31V30H92V29H94V28H92L91 26H92V24H91V26H89L88 24H86L88 21H89V19L88 20H86V18L85 19H83V17H80V18H71V17H69L68 15H69V13H68V11L70 10V9H74V3L76 2L75 0V2L74 1H72V0H55ZM90 1V0H89ZM138 1V0H137ZM144 1V0H143ZM148 1V0H147ZM167 1H171V3H172V0H167ZM177 1V0H176ZM195 1V0H194ZM202 1V0H201ZM211 1H214V0H211ZM224 1V2H223ZM230 2H228V0H220V2H223V3H226V2H228L229 4H231L233 7H231V8H233L232 10L230 9L228 12L229 13H231L229 16H231L232 18H233V20H232V18L231 17H229L228 16V18L229 19H227V18H225V17H227V16H225V15H228L226 12H224V11H221V13H220V11H218L217 10V8L215 9V11H213L212 9H210L211 11H209V10H207V11H209L208 12V15H206L207 13H206V10H205V13L203 12V11H201V10H199L202 14H205L206 16H209L210 15V17H213V16H215L216 18H217V16L218 17H220V20H218L219 22L221 21L222 22V19H223V21L225 20L226 22H228V25H229V23H232L233 22V24H235V22H236V20L238 21V19H239V21H240V19L242 20V18H247L246 20V22H249V19L250 18H248L247 16L245 17V15H246V13H243V11L241 12V10H242V8H241V10H240V5L238 6V4H245V3H249V2H252V4H254V5H258V10L259 11H257V13H259L260 12V15L262 16V18L260 19V21H258L259 19H257V21L255 20V22L257 23L258 22V25H256V23H254V25L255 26H260L259 25V23L260 22H262L263 20H264V0H245L246 2H244L243 0H240V1H238V0H229ZM232 1V2H231ZM19 2V1H18ZM26 2V1H25ZM24 2V3H25ZM34 2V1H33ZM49 2V1H48ZM101 2V1H100ZM109 2V1H108ZM110 2H112V1H110ZM114 2H116V1H114ZM120 2H121V0H120ZM155 2H157V1H155ZM187 3H188V5L190 4L189 2L190 1H186ZM203 2H204V0H203ZM207 2V1H206ZM209 2H210V0H209ZM215 2H217L218 3V0H215ZM242 2H244V3H242ZM20 3V2H19ZM19 3L17 4H15V5H19ZM24 3H22V4H24ZM28 3H31V2H28ZM46 3H44V4H46ZM87 3V5H89V2H86ZM95 3V2H94ZM97 3V2H96ZM118 3V2H117ZM126 3V2H125ZM137 3H139V2H137ZM147 3V2H146ZM171 3H169V6L171 5ZM180 3H181V1H180ZM227 3V4H228ZM247 3V4H248ZM22 4L21 5H19V6H22ZM26 4V3H25ZM32 4H34V3H32ZM36 4V3H35ZM41 4V5H40ZM46 4V5H47ZM77 4V3H76ZM81 4H83L84 5V3L82 2ZM80 4V5H81ZM93 4V3H92ZM109 4V3H108ZM168 4V3H167ZM214 4V3H213ZM226 4V5H227ZM251 4V3H250ZM249 4V5H250ZM251 4V5H252ZM8 5V4H7ZM38 5H37V7H38ZM49 5H51L50 7H49ZM83 5H81V7L83 6ZM95 5V4H94ZM110 5V4H109ZM108 5V6H109ZM121 5V4H120ZM123 5V4H122ZM161 5V4H160ZM176 5H178V7L177 8H179V4L178 3H176ZM184 5H186V4H184ZM187 5V6H188ZM210 5H211V3H210ZM217 5H219V8H221L220 7V4H217ZM250 5V6H251ZM5 6V5H4ZM9 6V5H8ZM26 6V8H27V5H25ZM44 6V5H43ZM76 6V5H75ZM79 6V5H78ZM107 6V5H106ZM137 6H139V5H137ZM137 6H134V7H137ZM148 6V5H147ZM168 6V5H167ZM166 6V7H167ZM174 6V5H173ZM181 6V5H180ZM187 6H185V7H187ZM190 6V5H189ZM193 6V5H192ZM253 6V5H252ZM260 6L262 7V8H260ZM7 7V6H6ZM6 7H4L3 9L0 7V15H2L3 13L4 14H8V13H10V10H9V8H6ZM17 7L18 6H16V9H17ZM37 7H36V9H37ZM40 7H38L39 9H40ZM46 7V6H45ZM88 7H90V6H88ZM122 7V6H121ZM130 7V6H129ZM172 7V6H171ZM184 7V8H185ZM211 7V6H210ZM218 7V6H217ZM236 7H238V10H237V8L235 9ZM24 8V7H23ZM33 8H34V6H33ZM43 7H41V12H42V10H43V12H44V9L45 8H43ZM47 7H46V9H48ZM79 8V7H78ZM98 8V7H97ZM126 8V7H125ZM184 8H182V9H184ZM192 8V7H191ZM206 8H207V6H206ZM209 8V7H208ZM244 8V7H243ZM11 9V12H13L14 10V7H11L10 8ZM15 9V10H16ZM45 9V10H46ZM76 9V8H75ZM91 9H93V8H91ZM102 9V8H101ZM127 9V8H126ZM142 9V8H141ZM171 9V8H170ZM180 9V8H179ZM188 9V8H187ZM13 10V11H12ZM29 10V9H28ZM33 10V9H32ZM38 10V9H37ZM85 9H83V11H84ZM128 10H129V8H128ZM127 10V11H128ZM133 10V9H132ZM151 10V9H150ZM172 10V9H171ZM174 10V9H173ZM189 10V9H188ZM223 10V9H222ZM226 10V9H225ZM247 10V9H246ZM21 11V10H20ZM25 11V10H24ZM26 11H27V9H26ZM34 11V10H33ZM38 11H40V10H38ZM48 11V12H49ZM53 11H51V12H53ZM82 11V12H83ZM131 11V10H130ZM180 12L182 11L181 9L179 10ZM190 11V10H189ZM232 11V12H231ZM7 12V13H6ZM22 12V11H21ZM28 12V11H27ZM40 12V13H41ZM46 12V11H45ZM53 12V13H54ZM62 12V13H61ZM85 12V11H84ZM126 12V11H125ZM125 12H123V13H125ZM139 12H141V11H139ZM139 12H137V13H139ZM144 12H145V10H144ZM169 12V11H168ZM173 11H171V13H172ZM184 12H185V10H184ZM192 12V11H191ZM194 12V11H193ZM252 12V11H251ZM255 12V11H254ZM2 13V14H1ZM29 13V12H28ZM39 13V12H38ZM54 13V14H55ZM98 13V11L96 10V14ZM114 13H115V11H114ZM122 13V12H121ZM154 13V12H153ZM174 13L175 12H173L171 15H174ZM33 14V13H32ZM46 14V13H45ZM50 14V13H49ZM63 14V15H62ZM95 14V13H94ZM110 14V13H109ZM126 14V13H125ZM128 14V13H127ZM126 14V15H127ZM139 14H141V13H139ZM151 14V13H150ZM157 14V13H156ZM169 14V13H168ZM178 14V13H177ZM181 14V13H180ZM179 14V15H180ZM212 14V15H211ZM243 14H244V16H243ZM70 15H72V14H70ZM113 15V14H112ZM126 15H124V16H126ZM129 15V14H128ZM131 15V14H130ZM135 15V14H134ZM147 15V14H146ZM179 15H176L177 17L179 16ZM189 15V14H188ZM217 15V16H216ZM252 17L254 18V13H252ZM9 16H10V14H9ZM8 16V17H9ZM30 16V15H29ZM54 17H55V15H53ZM51 17L50 19H53L54 17ZM58 16V17H57ZM82 16H83V13H82ZM123 16V17H124ZM140 16V15H139ZM182 16H184V15H182ZM195 16H197V15H195ZM205 16V17H206ZM225 16V17H224ZM250 16H251V14H250ZM256 16V15H255ZM7 16H5V18H6ZM11 17V16H10ZM26 17V16H25ZM28 17V16H27ZM93 17V16H92ZM98 16H96V18H97ZM129 17V16H128ZM127 17V18H128ZM131 17V16H130ZM133 17V16H132ZM136 17V16H135ZM141 17V16H140ZM149 17V16H148ZM176 17V18H177ZM185 17V16H184ZM188 17V16H187ZM192 17H193V15H192ZM191 17V18H192ZM257 17V16H256ZM18 18H20V17H18ZM41 18V17H40ZM48 18V17H47ZM81 18H82V21L83 22H81ZM90 18V17H89ZM113 18H114V16H113ZM137 18V17H136ZM142 18V17H141ZM145 18V17H144ZM151 18V17H150ZM154 18V17H153ZM156 18V17H155ZM167 18H174V16L173 17H167ZM183 18V17H182ZM181 18V19H182ZM186 18V17H185ZM222 18V19H221ZM230 18H231V20H230ZM253 18H251V19H253ZM258 18H259V16H258ZM28 19H29V17H28ZM39 19V18H38ZM49 19V18H48ZM49 19V20H50ZM57 19H55V21L57 20ZM97 19H99V18H97ZM97 19H95V17H93V18H91V21H93L94 22V20H97ZM123 19V18H122ZM126 19V18H125ZM134 20H137V19H135V18H133ZM147 19V18H146ZM178 19V18H177ZM211 19V18H210ZM215 19V18H214ZM255 19V18H254ZM19 20V19H18ZM23 20V19H22ZM21 20V21H22ZM27 20V19H26ZM25 20V21H26ZM40 20V19H39ZM42 20V19H41ZM48 20V21H49ZM64 20V21H65ZM105 20V19H104ZM111 20H112V18H111ZM124 20V19H123ZM168 20V19H167ZM167 20H166V22H167ZM174 20V19H173ZM173 20H170L171 22H173V24L175 23V21H173ZM183 20V19H182ZM186 20H187V18H186ZM185 20V21H186ZM192 20H193V18H192ZM2 20H0V22H1ZM6 22H8L7 21V19L5 20ZM24 21V22H25ZM31 21H32V18H31ZM37 21V20H36ZM53 21H54V19H53ZM169 21V20H168ZM230 21V22H229ZM245 21V20H244ZM251 21V20H250ZM10 22V21H9ZM41 22V21H40ZM102 22V21H101ZM157 22V21H156ZM178 22V21H177ZM189 22V21H188ZM187 22V23H188ZM199 22V21H198ZM253 22V20L251 21V23ZM264 22V21H263ZM263 22L261 23V24H263ZM2 23V22H1ZM5 23V22H4ZM22 23V22H21ZM27 23V22H26ZM29 23V22H28ZM35 22H33V23H29L30 25H32V24H34ZM37 23V22H36ZM42 23H43V21H42ZM61 23V22H60ZM95 23V22H94ZM107 23V22H106ZM169 22H167V24H168ZM191 23V22H190ZM195 23V22H194ZM40 24V23H39ZM49 24H50V22H49ZM55 24V23H54ZM62 24V23H61ZM65 24V23H64ZM105 24V23H104ZM161 24V23H160ZM163 24V23H162ZM170 24V23H169ZM168 24V28H170V26H172V25H169ZM177 24V23H176ZM239 24V23H238ZM247 25H249L248 23H246ZM6 25V24H5ZM18 25V24H17ZM23 25V24H22ZM36 24H34V26H35ZM43 25V24H42ZM56 25V24H55ZM54 25V26H55ZM81 25H83V27H91L90 28V31L92 30L93 32H91V34L90 35H79L81 32V28H80V26ZM166 25V24H165ZM180 25V24H179ZM203 25V24H202ZM236 25V24H235ZM234 25V26H235ZM240 25V24H239ZM242 25V24H241ZM240 25V26H241ZM251 25V24H250ZM0 26H3V25H0ZM9 26V25H8ZM25 26V25H24ZM46 26V25H45ZM48 26V25H47ZM53 26V27H54ZM67 26H68V24H67ZM99 26V25H98ZM129 26H131V25H129ZM161 26V25H160ZM174 27L176 26V25H173ZM189 26H191V25H189ZM193 26V25H192ZM198 26H199V24H198ZM232 26V25H231ZM236 26H238V25H236ZM243 26V25H242ZM241 26V27H242ZM245 26V25H244ZM255 26H253V27H255ZM262 26V25H261ZM20 27V26H19ZM27 27V26H26ZM31 27V26H30ZM36 27V26H35ZM52 27V26H51ZM62 27V26H61ZM100 27V26H99ZM108 26H106V28L105 29H107V30H109L108 28H110V27H108ZM132 27V26H131ZM130 27V28H131ZM150 27V26H149ZM163 27V26H162ZM185 27H187V26H185ZM203 27V26H202ZM247 27V26H246ZM5 28V27H4ZM7 28H9V27H7ZM16 28V27H15ZM22 28V27H21ZM28 28V27H27ZM79 28H80V30H79ZM127 28V27H126ZM138 28V27H137ZM152 28V27H151ZM177 27H175V29H176ZM182 28V27H181ZM180 28V29H181ZM189 28V27H188ZM187 28V29H188ZM198 27H196V28H192V30L194 29V36H195V32L197 31H199L198 29H197ZM234 29H232V30H234L235 31V29L237 30V28H239V27H237V28H235V27H233ZM260 28V27H259ZM259 28H258V32H256L257 31V29H255V28H253L252 30H251V32H253V34H259ZM44 29V28H43ZM61 29V28H60ZM60 29H59V31H60ZM86 30H87V34H89L88 33V28H85ZM125 29V28H124ZM179 29V28H178ZM177 29V30H178ZM179 29V31L180 32H182V31H184V32H182V36L184 35V33H185V30L186 29H184L183 30V28H182V30H180ZM189 29H191V28H189ZM205 29V28H204ZM242 29H243V27H242ZM14 30V29H13ZM39 30V29H38ZM126 30V29H125ZM132 30V29H131ZM131 30H129L130 32L129 33H132L133 34V32H131ZM138 30V29H137ZM170 30H174V28L172 29V27H171V29ZM207 30V29H206ZM229 30V29H228ZM240 30H241V28H240ZM244 30V29H243ZM254 30H256L255 31V33H254ZM6 31V30H5ZM4 31V32H5ZM32 31V30H31ZM37 31V30H36ZM48 31H50V30H48ZM55 31V30H54ZM68 31H67V33H68ZM83 31H84V28H83ZM133 31V30H132ZM136 31V30H135ZM163 31V30H162ZM176 31V30H175ZM179 31H177V35H178V32ZM201 31V30H200ZM199 31V32H200ZM250 31V30H249ZM11 32V31H10ZM9 32V33H10ZM19 32V31H18ZM33 32V31H32ZM45 32V31H44ZM60 32H62L61 34H64V32L63 31H60ZM101 32H104V31H101ZM169 32V31H168ZM193 32V31H192ZM204 32V31H203ZM243 32V31H242ZM21 33V32H20ZM36 33V32H35ZM34 33V34H35ZM41 33V32H40ZM54 33V32H53ZM57 34H58V32H56ZM99 33V34H98ZM142 33V32H141ZM173 33H175V32H173ZM173 33H171V34H173ZM187 33V39H188V37L190 36V38H189V40L191 39V37L193 36V34H191V33H189L188 31L186 32ZM23 34H25L24 32H23ZM42 34V33H41ZM40 34V35H41ZM47 34V33H46ZM45 34V35H46ZM60 34V35H61ZM76 34V35H75ZM110 34H111V32H110ZM132 34H131V36H132ZM175 34V35H176ZM180 34V33H179ZM188 34H191V35H188ZM250 34V33H249ZM5 35V34H4ZM44 35V36H45ZM65 35V34H64ZM101 35V37H103V38H105L104 37V35L102 36ZM174 35V36H175ZM181 35V34H180ZM186 35V34H185ZM197 35V34H196ZM206 35H208V34H205L204 36H206ZM0 36H2V35H0ZM7 36V35H6ZM6 36H5V38H6ZM16 36V35H15ZM15 36H13V37H15ZM20 36V35H19ZM19 36L17 35L16 36V38H19ZM22 36V35H21ZM20 36V37H21ZM29 36H30V34H29ZM36 36V35H35ZM62 36V35H61ZM98 38H97V37ZM108 36V37H107ZM129 38V40L127 39V37ZM150 36V35H149ZM198 36V35H197ZM250 36V35H249ZM9 37H11V34L9 35ZM25 37V36H24ZM49 37H51V36H49ZM178 37H179V35H178ZM251 37V36H250ZM261 37V36H260ZM2 38H3V36H2ZM8 38V37H7ZM26 38V37H25ZM35 38H37V37H35ZM42 38V37H41ZM67 38V37H66ZM95 38H97V39H95ZM157 38V37H156ZM164 38V37H163ZM181 38H183V37H181ZM254 38V37H253ZM256 38V37H255ZM32 39V38H31ZM60 39V38H59ZM55 40V41H58L57 42V44L56 45H52V46H47V45H44V47H42V45H40V42H39V48L37 47L36 48V50L37 51H35L34 49H33V47H32V49H31V51L32 50H34L35 52H30V50H27V51H29L30 53H31V55H30V57H29V55H28V57L29 58H31V56L32 55H34V56H36V57H38V62L36 61V63H35V66H37L38 65V67H40V68H42L43 70L42 71H40L39 70V72L42 74H44V76H45V74H53V75H55V77L57 78V80L58 81H60L61 83H64V82H67V80L69 79V78H67L66 79V75H69L70 76V74H65L67 71V67H65L64 68V70H62L63 69V66H64V64L66 63V62H68V61H64L65 63H62L63 62V60H62V58L66 55L65 53L67 52H69V51H67V50H69L70 49V51L72 50V48L74 47V49H73V51H75V49L77 50L76 52H81V50H80V48H79V45H74L73 43H71L70 41V43L71 44H73V45H71V44H68L67 42H66V40H65V42H64V40H63V42L64 43H62L60 40H62V39H60V40ZM82 39V40H83ZM101 39V38H100ZM111 39H113V40H111ZM195 39V38H194ZM199 39V38H198ZM201 39V38H200ZM257 39V38H256ZM2 39H0V41H1ZM11 40V39H10ZM20 40V39H19ZM22 40H23V38H22ZM35 40V39H34ZM36 40H39V39H36ZM183 40V39H182ZM181 40V41H182ZM192 40H193V38H192ZM192 40H190L191 42H192ZM203 40V39H202ZM237 40H239V39H237ZM5 41H7V40H5ZM4 40H2V42H5ZM9 41V40H8ZM12 42H13V40H11ZM14 41H15V39H14ZM26 40H24L23 42H25ZM41 41H42V39H41ZM54 41V42H55ZM88 41H90V42H88ZM138 41V40H137ZM136 41V42H137ZM243 41H244V39H243ZM21 42V41H20ZM23 42H21V43H23ZM27 42V44H28V40L26 41ZM25 42V43H26ZM31 42V41H30ZM34 42H36V41H34ZM49 42V41H48ZM51 42V41H50ZM84 42V41H83ZM186 42V41H185ZM195 42V41H194ZM193 42V43H194ZM196 42H197V40H196ZM204 42V41H203ZM208 42H211V41H208ZM208 42L206 43L207 45H208ZM16 43V42H15ZM14 43V45H16ZM19 43V42H18ZM17 43V44H18ZM42 43V42H41ZM45 43V42H44ZM52 43V42H51ZM156 43V42H155ZM179 43V42H178ZM188 43V42H187ZM186 43V44H187ZM202 43V42H201ZM251 43V42H250ZM5 44V43H4ZM3 43H1L0 42V110H5L6 112L8 111V115L10 114V116H11V113L14 115L15 113L17 114V113H25L26 111H28V109H26V111L24 112V111H22V107L21 106H25V104L24 103H22L23 105H19L18 103L19 102H23V98H22V96H21V101L19 100V102H18V99H17V97L19 98V93H18V95H15V94H13V89H12V84H10V83H8V79H7V77L9 78L10 77V74L12 73V72H14V69L17 67V66H19V65H21L20 63H21V61H20V63H19V65H18V62L16 61L15 62V59L16 58H18V56L19 55H17L18 53H20V50H18L19 48H16L17 47V45H16V47H14L12 44H10L9 43V47H10V45H12L11 46V48H9V49H11L10 51H6V47H4V46H8V44L6 43L5 45H4ZM48 44V43H47ZM50 44V43H49ZM55 44V43H54ZM79 44H80V42H79ZM83 44V43H82ZM92 44H89V45H92ZM137 44V43H136ZM135 44V45H136ZM145 44V43H144ZM147 44V43H146ZM145 44V45H146ZM153 44V43H152ZM190 44V43H189ZM192 44V43H191ZM198 44V43H197ZM200 44V43H199ZM215 44V43H214ZM213 44V45H214ZM21 44H19V46H20ZM23 45V44H22ZM26 45V44H25ZM29 45V44H28ZM85 44H83V46H84ZM104 45V44H103ZM139 45V43L136 45V46H138ZM195 45V44H194ZM211 45V44H210ZM34 46V45H33ZM86 46H87V44H86ZM149 46V45H148ZM155 46H156V44H155ZM196 46V45H195ZM204 46V45H203ZM202 46V47H203ZM24 47V45L22 46V48ZM28 47H30V45L28 46ZM30 47V48H31ZM100 48H101V46H99ZM103 47L101 48V49H103ZM142 47H143V45H142ZM146 47H147V45H146ZM145 47V48H146ZM177 47V46H176ZM186 47V46H185ZM193 48V46H190V48ZM205 47V46H204ZM209 47V46H208ZM207 47V48H208ZM24 48H26V47H24ZM35 48V47H34ZM144 47H143V50L145 49ZM149 48V47H148ZM148 48H146L145 50H147ZM188 48V47H187ZM200 48V47H199ZM8 49V50H9ZM27 49V48H26ZM25 49V50H26ZM82 49V48H81ZM86 49V48H85ZM84 48H83V50H85ZM99 49V48H98ZM140 49H142V48H140ZM140 49H139V51H140ZM185 49V48H184ZM196 49H197V47H196ZM205 49V48H204ZM82 50V51H83ZM142 50V51H143ZM149 50V49H148ZM212 50V49H211ZM223 50V49H222ZM12 51V52H11ZM19 51V52H18ZM89 50H87V52H88ZM102 51H105V50H102ZM135 51V52H134ZM183 51V50H182ZM193 51H196L195 50V48H194V50ZM199 51V50H198ZM216 51V50H215ZM24 53V51L22 50L21 51V53ZM26 52V51H25ZM28 52V53H29ZM86 52V54H88ZM141 52V51H140ZM152 52V51H151ZM155 52V51H154ZM171 52V51H170ZM201 52V51H200ZM207 52V51H206ZM209 52V51H208ZM206 53L205 55H210V52L209 53ZM213 52V51H212ZM211 52V53H212ZM237 52V51H236ZM29 53V54H30ZM71 53V52H70ZM73 54L72 55H74V52H72ZM83 53V52H82ZM153 53V52H152ZM151 53V54H152ZM198 53V52H197ZM264 53V52H263ZM25 55H26V53H24ZM77 53H75V55H76ZM83 54H85V52L83 53ZM97 54V55H96ZM141 54V53H140ZM167 54V53H166ZM199 54V53H198ZM201 54V53H200ZM199 54V55H200ZM202 54L204 55V53L202 52ZM213 54V53H212ZM222 53H220V55H221ZM223 54H225V53H223ZM236 54H238V53H236ZM252 54V53H251ZM16 55H17V57H16ZM69 55V54H68ZM78 55V54H77ZM89 55H90V53H89ZM170 56H171V54H169ZM188 55V54H187ZM199 55H198V57H199ZM216 55V54H215ZM214 55V56H215ZM219 55V52L217 53V56ZM235 55V54H234ZM241 55V54H240ZM254 55V54H253ZM21 56V55H20ZM24 56V55H23ZM70 56V55H69ZM85 56V55H84ZM88 56V55H87ZM91 56V55H90ZM89 56V57H90ZM153 56V55H152ZM155 56H156V54H155ZM155 56H154V60L156 59L155 58ZM169 56V57H170ZM201 56V55H200ZM211 56V55H210ZM209 56V57H210ZM217 56H216V58H217ZM246 56V55H245ZM255 56V55H254ZM22 57V56H21ZM33 57V56H32ZM65 57H67V56H65ZM71 57V56H70ZM69 57V58H70ZM73 57V56H72ZM75 57V56H74ZM98 57V56H97ZM145 57H147V56H145ZM151 57V56H150ZM179 57V56H178ZM177 57V58H178ZM192 57V56H191ZM197 57V56H196ZM208 57V56H207ZM228 57V56H227ZM243 57V56H242ZM250 57V56H249ZM26 58H27V56H26ZM81 58V57H80ZM83 58V57H82ZM160 58H162V57H160ZM172 58H174V56L172 57ZM185 58V57H184ZM212 58H214V57H212ZM212 58H211V60H212ZM218 58H219V56H218ZM239 58V57H238ZM237 58V59H238ZM247 58V57H246ZM18 59H21V58H18ZM22 59H24V60H26L25 59V57L24 58H22ZM21 59V60H22ZM28 59V58H27ZM35 59V58H34ZM65 59V58H64ZM78 59V58H77ZM84 59V58H83ZM90 59V58H89ZM99 59V58H98ZM101 59V58H100ZM151 59L153 60V58L151 57ZM163 59V58H162ZM161 59V60H162ZM165 59V58H164ZM171 59V58H170ZM183 59V58H182ZM197 59V58H196ZM196 59H194V61L196 60ZM200 59V58H199ZM209 59V58H208ZM223 59V58H222ZM231 59V58H230ZM234 59H235V57H234ZM242 59V58H241ZM17 60V59H16ZM29 60V59H28ZM181 60V59H180ZM214 60H215V58H214ZM213 60V61H214ZM226 60V59H225ZM224 60V61H225ZM229 60V59H228ZM236 60V59H235ZM240 60V59H239ZM27 61V60H26ZM35 61V60H34ZM74 61V60H73ZM83 62H84V60H82ZM87 61V60H86ZM151 61V60H150ZM170 62H171V60H169ZM201 61V60H200ZM219 61V63L222 61L221 60V57H220V60L219 59H217V62ZM227 61V60H226ZM24 62V61H23ZM22 62V65L24 64V65H28L27 63H23ZM31 62V61H30ZM69 62H71V61H69ZM76 61H74V63H75ZM78 62H81V60L80 61H78ZM91 62V61H90ZM93 62V61H92ZM103 62V63H104ZM154 62V61H153ZM179 62V61H178ZM192 62V61H191ZM190 62V63H191ZM223 62V61H222ZM229 62V61H228ZM235 62H237V61H235ZM262 62V61H261ZM34 63V62H33ZM33 63H31V65L33 64ZM73 62H72V64H74ZM82 63V62H81ZM98 63V62H97ZM102 63V62H101ZM157 63V62H156ZM172 63V62H171ZM187 63V62H186ZM185 63V64H186ZM206 63H207V61H206ZM208 63H210L209 61H208ZM211 63H213L212 61H211ZM211 63H210V65H211ZM218 63V64H219ZM227 63V62H226ZM229 63H232V61L231 62H229ZM37 64V65H36ZM66 64H68V63H66ZM65 64V65H66ZM71 64V63H70ZM76 64H78V63H76ZM76 64L73 66V67H75L76 66ZM87 64V63H86ZM106 64H104V65H106ZM160 64V63H159ZM173 64V63H172ZM171 64V65H172ZM178 64V63H177ZM217 64V63H216ZM222 64V63H221ZM223 64H225V62L223 63ZM79 65V64H78ZM83 65V64H82ZM94 65V64H93ZM103 65V64H102ZM153 65V66H152ZM158 65V64H157ZM162 65V64H161ZM175 65H176V63H175ZM182 65V64H181ZM183 65H184V63H183ZM220 65V64H219ZM234 65V64H233ZM236 65V64H235ZM7 66V67H6ZM68 66V65H67ZM70 66V65H69ZM99 66V65H98ZM97 66V67H98ZM168 66V65H167ZM186 66V65H185ZM206 66V65H205ZM216 66V65H215ZM232 66V65H231ZM238 66V65H237ZM28 67L29 66H27V68H25V69H28ZM32 67H34V66H32ZM77 67V66H76ZM83 67V66H82ZM87 67H88V65H87ZM94 67V66H93ZM105 67V66H104ZM176 67L178 68L179 66H177L176 65ZM209 67V66H208ZM220 67V66H219ZM221 67H223V66H221ZM19 68V67H18ZM78 68V67H77ZM90 67H88V69H89ZM103 68V67H102ZM151 68V69H150ZM154 68V67H153ZM177 68H176V70H177ZM180 68H182V66L180 67ZM180 68H178V69H180ZM229 68V67H228ZM20 69V68H19ZM23 69V68H22ZM24 69V70H25ZM30 69H31V67H30ZM39 69V68H38ZM44 69H46V70H44ZM66 69V70H65ZM72 69V68H71ZM93 69V68H92ZM108 69V68H107ZM183 70H185V68L183 67L182 68ZM182 69H180L179 71H181ZM213 69V68H212ZM215 69V68H214ZM213 69V70H214ZM222 69V68H221ZM234 69V68H233ZM247 69V68H246ZM70 70V69H69ZM68 70V71H69ZM76 70V69H75ZM97 70V69H96ZM163 70H165L164 68H163ZM170 70V69H169ZM182 70V71H183ZM189 70V69H188ZM188 70H185V72L186 71H188ZM194 70V69H193ZM236 69H234L233 71H235ZM241 70V69H240ZM240 70H239V72H238V70L237 71H235L236 73L238 72L239 74L238 75H240ZM250 70V69H249ZM37 72H38V70H36ZM61 71H63V75H60L61 74ZM71 71V70H70ZM95 71V70H94ZM126 71V70H125ZM178 71V72H179ZM182 71H181V73H182ZM208 71H209V69H208ZM20 72H23V71H21L20 70ZM19 72V73H20ZM27 72V71H26ZM25 72V73H26ZM35 72V71H34ZM127 72V71H126ZM163 72V71H162ZM171 72V71H170ZM192 72V71H191ZM243 71H241V73H242ZM33 73V72H32ZM68 73H71V75H72V71L71 72H68ZM74 73V72H73ZM89 73H91V70L89 71ZM109 73V72H108ZM160 73V74H159ZM164 73V72H163ZM162 73V74H163ZM173 73H174V71H173ZM180 73V72H179ZM187 73V72H186ZM233 73V72H232ZM235 73V74H236ZM251 73V72H250ZM21 74V73H20ZM23 74V73H22ZM41 74H39L40 76H41ZM97 74V73H96ZM134 74H135V72H134ZM195 74V73H194ZM242 74H244V73H242ZM14 75H15V73H14ZM13 75V76H14ZM19 75V74H18ZM18 75H16V76H18ZM26 75V74H25ZM24 75V76H25ZM34 75V74H33ZM38 75V74H37ZM79 75V74H78ZM124 75V74H123ZM137 75H136V77H137ZM165 75V74H164ZM180 75H182V74H180ZM179 75V76H180ZM189 75V74H188ZM256 75V74H255ZM258 75V74H257ZM256 75V76H257ZM21 76V75H20ZM68 76V77H69ZM76 76V75H75ZM85 76V75H84ZM92 76V75H91ZM105 76V75H104ZM231 76V75H230ZM12 77V76H11ZM19 77V76H18ZM73 77V76H72ZM80 77H81V75H80ZM87 77V76H86ZM119 77V76H118ZM135 77V78H136ZM181 77V76H180ZM242 77V76H241ZM254 77V76H253ZM14 78H16V77H14ZM13 77H12V83H13V81L14 82H16L15 80H13L14 79ZM26 78V77H25ZM50 78V77H49ZM54 78V77H53ZM56 78H54V80L56 79ZM74 78V77H73ZM76 78V77H75ZM78 78H79V76H78ZM94 78V77H93ZM92 78V79H93ZM112 78V77H111ZM125 78V77H124ZM138 78V77H137ZM136 78V79H137ZM238 78V77H237ZM10 79V78H9ZM16 79H18V78H16ZM29 79V78H28ZM51 79H52V77H51ZM71 79V78H70ZM69 79V80H70ZM77 79V78H76ZM76 79H75V81H76ZM98 79V78H97ZM100 79V78H99ZM162 80H163V78H161ZM165 79V78H164ZM192 79V78H191ZM240 79V78H239ZM252 79V78H251ZM250 79V80H251ZM26 80V79H25ZM121 80V79H120ZM139 80V81H140ZM167 80V79H166ZM183 80V79H182ZM10 81V80H9ZM10 81V82H11ZM28 81V80H27ZM40 81V80H39ZM39 81H32V82H30L31 83V85L33 84V82H39ZM43 81V80H42ZM51 81V80H50ZM57 81V82H58ZM71 81V80H70ZM83 81H84V79H83ZM115 81V80H114ZM136 81V80H135ZM180 81V80H179ZM191 81V80H190ZM24 82H26V81H24ZM44 82H46V81H44ZM43 82V83H44ZM47 82H49V81H47ZM56 82V81H55ZM60 82H58V84L60 83ZM77 82H78V80H77ZM103 82H104V80H103ZM162 82V81H161ZM167 82H168V80H167ZM240 82H241V80H240ZM243 82V81H242ZM250 82V81H249ZM17 83H19V80L17 81ZM21 83H22V81H21ZM30 83H28V84H30ZM52 83V82H51ZM50 83V84H51ZM69 83V82H68ZM70 83H72V82H70ZM80 83V82H79ZM105 83V82H104ZM114 83V82H113ZM140 84L141 83V81H140V83L137 81L135 84ZM245 83V82H244ZM14 84V83H13ZM20 84V83H19ZM23 84L24 83H22V84H20L21 86H22V88L24 87L23 86ZM38 84H41V83H38ZM47 83H45V85L43 84V86H46V88H47V86L48 85H46ZM49 84V85H50ZM57 84V85H58ZM73 84V83H72ZM74 84H76V82L74 83ZM103 84V83H102ZM152 84H155V83H152ZM165 84V83H164ZM168 84V83H167ZM15 85H18V84H14V86ZM25 85H26V83H25ZM71 85V84H70ZM80 86H81V84H79ZM95 85V84H94ZM97 85V84H96ZM95 85V86H96ZM106 85V84H105ZM235 85V84H234ZM236 85H237V83H236ZM256 85V84H255ZM33 86H34V84H33ZM36 86V85H35ZM34 86V87H35ZM40 86V85H39ZM41 86H42V84H41ZM40 86V87H41ZM53 86V85H52ZM51 85H50V87H52ZM63 86V85H62ZM69 86V85H68ZM73 86V85H72ZM71 86V87H72ZM75 87H76V85H74ZM85 86V85H84ZM98 86V85H97ZM131 86V85H130ZM167 86V85H166ZM176 86V85H175ZM27 87V86H26ZM29 85H28V89H29ZM37 87V86H36ZM35 87V88H36ZM60 87V86H59ZM67 87V86H66ZM66 87H64L65 89H66ZM78 87V86H77ZM76 87V88H77ZM90 87H92L91 86V83H90ZM99 87H100V84H99ZM125 87V86H124ZM163 87V86H162ZM172 87H174V85L172 86ZM17 88H18V92H21L19 89V87H16V91H17ZM21 88V89H22ZM25 88V87H24ZM24 88H23V90H22V92L24 91ZM31 89H32V87H30ZM54 88V87H53ZM80 88V87H79ZM81 88H82V86H81ZM84 88V87H83ZM86 88H88V86H86ZM101 88V87H100ZM132 88V87H131ZM131 88H130V90H131ZM165 88V87H164ZM175 88H179V87H174V88H170L171 90H172V92H177L176 90L177 89H175ZM27 89V90H28ZM44 89V88H43ZM55 89V88H54ZM59 90H60V88H58ZM61 89H62V87H61ZM85 89V88H84ZM94 89V88H93ZM99 89V88H98ZM114 89H115V87H114ZM166 89H168L167 87H166ZM165 89V90H166ZM11 90H13V91H11ZM35 90V89H34ZM33 90V92L34 93H36L37 94V91L39 90V89H37V91L35 92ZM42 90V89H41ZM45 90V89H44ZM49 90V89H48ZM48 90H45V91H48ZM51 90H53V89H51ZM56 90H57V88H56ZM69 90V89H68ZM74 90V87H73V89H72V91ZM80 90V89H79ZM79 90H77V91H79ZM87 90V89H86ZM101 90V89H100ZM180 90V89H179ZM178 90V91H179ZM263 90V89H262ZM29 91V90H28ZM70 91V90H69ZM72 91H71V93H72ZM76 91V90H75ZM74 91V92H75ZM76 91V92H77ZM81 91V90H80ZM84 91V90H83ZM87 91H89V90H87ZM90 91H91V89H90ZM89 91V92H90ZM97 91V90H96ZM99 91V90H98ZM181 91V90H180ZM185 91V90H184ZM246 91V90H245ZM30 92V91H29ZM32 92V93H33ZM50 92V91H49ZM48 92V93H49ZM56 92V91H55ZM59 93L61 92V91H58ZM75 92V93H76ZM82 92V91H81ZM84 92H86V91H84ZM88 92V93H89ZM94 92V94L91 92V94H93V95H96V96H99L98 94H95V91H93ZM117 92V91H116ZM121 92H123V91H121ZM120 92V93H121ZM165 92H169L168 94L170 95L171 93H170V91H165ZM260 92V91H259ZM15 93V92H14ZM17 93V92H16ZM28 93V92H27ZM26 93V96L28 95ZM31 93V92H30ZM59 93H57V94H59ZM62 93V92H61ZM60 93V94H61ZM66 92H64L63 94H65ZM78 93V92H77ZM80 93V92H79ZM78 93V94H79ZM102 93V92H101ZM105 93H107V90H106V92ZM112 93V92H111ZM114 93V92H113ZM119 93V94H120ZM135 93H137V92H135ZM166 93V94H167ZM181 92H179V94H180ZM21 94V93H20ZM35 94V95H36ZM55 94V93H54ZM63 94H61L60 95V97H63L64 98V96H63ZM67 94V93H66ZM68 94H69V92H68ZM83 94V93H82ZM82 94H80V95H82ZM85 94V93H84ZM129 94H131L130 93V91H129V93H127V95H129ZM133 94V93H132ZM131 94V95H132ZM167 94V95H168ZM174 94V93H173ZM176 94V93H175ZM174 94V95H175ZM247 94V93H246ZM263 94V93H262ZM31 94H29V96H30ZM34 95V96H35ZM50 95V94H49ZM52 95V97L54 98H56V96H54L53 94H51ZM51 95L49 96V98L51 97ZM75 95H77V94H75ZM75 95H74V97H75ZM85 95H87V93L85 94ZM89 95V94H88ZM101 95V94H100ZM124 95V94H123ZM126 95V96H127ZM131 95H130V97H131ZM134 95V94H133ZM132 95V96H133ZM168 95V96H169ZM32 96V95H31ZM58 96V95H57ZM66 96H69V95H66ZM71 96V95H70ZM73 96V95H72ZM95 96V97H96ZM136 96V95H135ZM138 96V95H137ZM163 96V95H162ZM161 96V97H162ZM186 96H188V95H186ZM77 97H78V95H77ZM76 97V98H77ZM79 97H81V96H79ZM85 97V96H84ZM89 97V96H88ZM100 97V96H99ZM107 97V96H106ZM110 97V96H109ZM116 97V96H115ZM118 97V96H117ZM124 97V96H123ZM129 97V96H128ZM128 97H125V98H128ZM139 97V96H138ZM141 97V96H140ZM170 97V96H169ZM176 97V96H175ZM180 97V99H181V96L180 95H178L177 94V99ZM37 98V97H36ZM48 97H46L45 99H47ZM48 98V100H50V102L52 101L51 99H49ZM63 98H62V100H63ZM75 98V99H76ZM82 98V97H81ZM93 98V97H92ZM103 98V97H102ZM101 98V99H102ZM125 98H124V100H125ZM143 98H145V97H143ZM163 98H165V97H163ZM171 98V97H170ZM26 99V98H25ZM28 100L30 99V97H28L27 98ZM34 101H35V98H32ZM59 99V98H58ZM65 99H66V97H65ZM64 99V100H65ZM71 99V98H70ZM79 99V98H78ZM87 99V98H86ZM90 99V97L88 98V100ZM96 99H99V98H96ZM95 99V100H96ZM115 99V98H114ZM120 99H122V98H120L119 97V99L118 100H120ZM150 99V98H149ZM155 99V98H154ZM154 99H153V103L152 102H150L148 105L150 106V108L149 109H151V108H155V109H157V106H158V103H159V100H157V102L158 103H154ZM169 99V98H168ZM31 100V99H30ZM30 100L29 101H27L28 103L30 102ZM37 100V99H36ZM56 100V99H55ZM60 100V99H59ZM91 100V99H90ZM93 100V99H92ZM91 100V101H92ZM94 100V102L96 103V101H98V100H96L95 101ZM100 100V99H99ZM106 102H107V100L106 99H104ZM123 100V101H124ZM130 100V99H129ZM146 100V99H145ZM165 100V99H164ZM163 100V101H164ZM170 100V99H169ZM38 101V100H37ZM40 101H42V99H40ZM46 101V100H45ZM44 101V102H45ZM58 101V100H57ZM68 101H71V100H68ZM73 98H72V102H71V104L73 105ZM80 101H84V99H82V100H80ZM86 101V100H85ZM102 101H103V99H102ZM117 101V100H116ZM116 101L114 100L113 102H115L116 103ZM127 101V100H126ZM133 101L134 100H132L131 102L133 103ZM137 101V100H136ZM149 100L147 99V102H148ZM25 102V101H24ZM36 102V101H35ZM34 102V103H35ZM39 102V101H38ZM43 102V101H42ZM49 102V101H48ZM50 102H49V104H50ZM53 102V101H52ZM58 102H60V101H58ZM56 103V104H59V103ZM75 102V101H74ZM76 102H77V99H76ZM89 102V101H88ZM100 102V101H99ZM108 102H110L109 100H108ZM112 102V103H113ZM118 102V101H117ZM121 102V101H120ZM125 102V101H124ZM135 102V101H134ZM139 102H141V101H139ZM146 102V103H147ZM165 102V101H164ZM190 102V101H189ZM27 103V104H28ZM31 103H32V100H31ZM54 103V104H55ZM65 103V102H64ZM80 103V102H79ZM87 103V102H86ZM101 103V102H100ZM126 104H127V102H125ZM130 103V102H129ZM136 103V102H135ZM134 103V104H135ZM145 103V102H144ZM11 104H12V108H9V109H5V107H9V106H11ZM14 104V105H13ZM40 104V103H39ZM42 104V103H41ZM48 104V103H47ZM46 104V106H44V103H43V105L41 106V109L39 110V108L37 107V106H35L34 104H33V106H34V108L36 107L38 110H39V114H38V110L37 111H35V113H37L39 116H42L41 118L43 119V117L45 116V117H47L46 115H45V113L46 114H48L46 111L47 110H45L44 108L46 107V108H48V105ZM68 104H70V103H68ZM83 103H81V105H82ZM88 104V103H87ZM93 104V103H92ZM102 104H104V103H102ZM101 104V106H103ZM109 104V103H108ZM110 104H111V102H110ZM109 104V105H110ZM122 105L124 104V103H121ZM125 104V105H126ZM137 104H138V101H137ZM159 104H161V103H159ZM163 102H162V104L160 105V108H161V106H163ZM16 105H19L21 108V110L20 109H18L19 107L18 106H16ZM51 105H53V103L51 104ZM66 105L67 104H65V105H63V106H65L66 107ZM79 105L80 104H78L77 106L79 107ZM95 105V104H94ZM94 105H93V107H94ZM97 105V104H96ZM115 106H117V104H114ZM113 104L111 105V106H114ZM130 105V104H129ZM128 105V106H129ZM132 105V104H131ZM257 105V104H256ZM30 105H28L27 107H29ZM33 106L31 105L30 107H32L33 108ZM39 106V105H38ZM68 106V105H67ZM71 106V105H70ZM69 106V107H70ZM106 106V105H105ZM108 106V105H107ZM111 106H109L108 107V110H109V108H111ZM114 106V107H115ZM124 106V105H123ZM134 106H137L136 104L134 105ZM134 106H132V107H134ZM142 106H145V105H142ZM255 106V105H254ZM7 107V108H8ZM26 107V106H25ZM24 107V108H25ZM26 107V108H27ZM50 107V106H49ZM54 107H56V105L54 106ZM58 107H62L61 106V102H60V106H58ZM78 107H76L77 108V110H76V108L74 107V109H72L74 112H73V116H77L79 113H80V111L82 110L83 112H84V110L83 109H85V107L86 106H84L83 105V107L82 106H80V107H82V108H78ZM89 107V106H88ZM91 107V106H90ZM97 107H99L98 105H97ZM118 107H119V105H118ZM140 108V105L139 106H137V108ZM159 107V106H158ZM43 108V109H42ZM51 108H52V106H51ZM92 108V107H91ZM124 108H126V107H124ZM146 108V107H145ZM52 109H54V108H52ZM59 109V108H58ZM66 109V108H65ZM69 109V108H68ZM100 109V108H99ZM98 109V110H99ZM114 109V108H113ZM117 109V108H116ZM119 109V108H118ZM117 109V110H118ZM129 109V108H128ZM135 109V108H134ZM140 109H142V108H140ZM239 109V108H238ZM24 110V109H23ZM41 110H45V112H43V111H41ZM55 111L57 110V108L56 109H54ZM72 110H70L69 112H71ZM86 110V109H85ZM87 110H88V108H87ZM86 110V112H88ZM93 110V109H92ZM107 110V109H106ZM116 110V111H117ZM124 110V109H123ZM126 110V109H125ZM124 110V111H125ZM131 110V109H130ZM133 110V109H132ZM136 110H139V109H136ZM146 110V109H145ZM152 110H154V109H152ZM164 110V109H163ZM163 110H161V111H163ZM245 110V109H244ZM12 111V112H11ZM49 111H50V108H49ZM58 111V110H57ZM61 111H63V109L61 110ZM76 111V112H75ZM96 111H97V108H96ZM119 111H121V110H119ZM140 111V110H139ZM143 111H144V109H143ZM146 111H148V110H146ZM145 111V112H146ZM52 113H56V112H53V111H51ZM69 112H67V115L68 114H70ZM103 112L105 113V110H103ZM106 112H108V111H106ZM111 111L109 110V112L108 113H110ZM118 112V111H117ZM126 112H127V110L125 111V114H126ZM130 112V111H129ZM133 112V111H132ZM152 112V111H151ZM164 112V111H163ZM241 112V111H240ZM50 113V112H49ZM57 113H59V111L57 112ZM63 113H64V111H63ZM76 113H77V115H76ZM91 113H94V112H91ZM102 113V112H101ZM112 113H113V111H112ZM121 113H124V112H122L121 111ZM128 113V112H127ZM139 114V113H137V112H134V114ZM210 113V112H209ZM51 114V113H50ZM61 114V113H60ZM58 115V116H61V115ZM120 114V113H119ZM133 114V115H134ZM135 114V115H136ZM150 114V113H149ZM156 114H158V113H156ZM165 114V113H164ZM55 115V114H54ZM71 115V116H72ZM83 115V114H82ZM98 115V114H97ZM106 115V114H105ZM109 114H107V116H108ZM129 115H132V114H130L129 113ZM146 115V114H145ZM254 115V114H253ZM50 115L48 114V117H49ZM79 116V115H78ZM77 116V117H78ZM95 116V115H94ZM93 116V117H94ZM99 116H102L101 114L99 115ZM104 116V115H103ZM102 116V117H103ZM107 116H105L106 118H108ZM118 116H120V115H118ZM121 116H123V114L121 115ZM126 116V115H125ZM137 116H139V115H137ZM136 116V117H137ZM153 116H154V118L152 119V120H154L153 121V123L155 122H158V120H160V119H163L165 116L163 115V117L162 118H158L157 116H155L154 114H153ZM152 116V117H153ZM159 116V117H160ZM14 117V116H13ZM51 117V116H50ZM55 117V116H54ZM62 117V116H61ZM69 117V116H68ZM68 117H66L67 119H69ZM81 117V116H80ZM90 117V116H89ZM105 117H103V119H102V121H103V123L105 122V121H107V123L109 124V126H110V123L108 122V120H105L104 118ZM129 117V116H128ZM127 117V118H128ZM132 117V116H131ZM130 117V118H131ZM136 117L134 118V120L136 119ZM149 117V116H148ZM157 117V118H156ZM255 117V116H254ZM261 117V116H260ZM53 118V117H52ZM56 118V117H55ZM64 118V117H63ZM65 118V119H66ZM75 118V117H74ZM73 118V120H75ZM79 118V117H78ZM98 118V117H97ZM110 118V117H109ZM108 118V119H109ZM112 118H115L114 116L112 117ZM111 118V119H112ZM121 118V117H120ZM125 118V117H124ZM133 118V117H132ZM131 118V119H132ZM144 118V117H143ZM145 118H147V117H145ZM149 118H151V117H149ZM58 119V118H57ZM57 119H55V120H57ZM62 119V118H61ZM93 119V118H92ZM101 119V118H100ZM116 119V118H115ZM114 119V120H115ZM141 118H139V120H140ZM158 119V120H157ZM244 119V118H243ZM260 119V118H259ZM39 120H41V119H39ZM51 120V119H50ZM77 120V119H76ZM82 120V119H81ZM97 120V119H96ZM99 120V119H98ZM105 120V121H104ZM113 120V121H114ZM127 120V119H126ZM125 120V121H126ZM139 120H137L138 122H139ZM167 120V119H166ZM166 120H165V122H166ZM241 120V119H240ZM263 120H264V118H263ZM1 121V120H0ZM25 121V122H24ZM54 121V120H53ZM67 121V126L69 125L68 123H70L71 122V120H70V122H68V120H63V121H60L61 123L63 122V123H65ZM91 121V120H90ZM101 121V120H100ZM101 121V122H102ZM109 121H110V119H109ZM121 121V120H120ZM129 121V122H128ZM128 123H127V125H129L130 124V126L132 125V123H130L131 121L128 119ZM136 121V120H135ZM135 121H133L134 123H136ZM140 121H142V120H140ZM246 122H248L247 120H245ZM258 121V120H257ZM28 122H30L31 123V121H28ZM38 122V121H37ZM35 123V124H38V123ZM41 122V121H40ZM45 122V121H44ZM51 122V124H53L52 123V121H50ZM59 122V121H58ZM57 122V123H58ZM73 122V121H72ZM71 122V123H72ZM77 122H81L82 123V121H77ZM99 122V121H98ZM101 122L100 123H98V125H100L101 124ZM137 122V123H138ZM162 122V121H161ZM240 122V121H239ZM7 123H10V122H7V120H5V122L3 123V122H0V128L1 127H3V129L1 128V131L2 130H4V126H5V124H7ZM14 123V122H13ZM22 123V125H24V124H26V120H23V121H18V122H16L15 123V125H14V127H17V125H20ZM46 123H48L47 121H46ZM46 123H43L44 125H43V127L45 126V124ZM55 123V122H54ZM55 124L54 125V128H56L55 126L56 125H59V124ZM61 123H60V126H62L61 125ZM85 123V122H84ZM107 123H104V125L105 124H107ZM111 123H112V121H111ZM115 123H117V122H115L114 121V124ZM118 123H120L121 125H122V122H119L118 121ZM125 123V124H126ZM133 123V124H134ZM140 123V122H139ZM138 123V124H139ZM42 124V123H41ZM83 124V123H82ZM113 123L111 124L112 126L114 125ZM142 123H140L139 125H141ZM149 124V123H148ZM151 124V123H150ZM169 124V123H168ZM7 125H9V124H7ZM40 125V124H39ZM48 125V124H47ZM49 125H50V123H49ZM76 125V124H75ZM94 125H95V123H94ZM97 125V126H98ZM117 125H119V124H117ZM154 125V124H153ZM247 125V124H246ZM251 125V124H250ZM249 125V123H248V126H250ZM10 126V125H9ZM8 126V127H9ZM27 126H29L30 127V124H28L27 123ZM65 126V125H64ZM65 126V128H68V127H70V126ZM82 126H84V125H82ZM91 126V125H90ZM101 126H103L102 124H101ZM108 126V125H107ZM109 126H108V128H109ZM112 126H111V128H112ZM120 126V125H119ZM123 127H124V125H122ZM134 126V125H133ZM138 126V125H137ZM136 126V127H137ZM161 126V125H160ZM261 126H263V125H261ZM41 127V126H40ZM42 127V128H43ZM49 127V126H48ZM51 127V126H50ZM50 127H49V129H50ZM75 127V126H74ZM74 127L73 128H70V130L71 129H74ZM98 127H100V126H98ZM114 127V126H113ZM121 127V126H120ZM135 127V128H136ZM142 128H143V126H141ZM144 127H146V126H144ZM254 127V126H253ZM253 127L251 126V128H252V131H253ZM31 128V127H30ZM37 128V127H36ZM39 128V127H38ZM45 128V127H44ZM53 128V127H52ZM58 128V127H57ZM62 128V127H61ZM76 128V127H75ZM82 128V127H81ZM92 128H94V129H96L95 127H92ZM102 129L104 128V126L103 127H101ZM101 128H98L96 131H99V130H101L102 131V129ZM111 128H109L110 129V131H111ZM117 128L119 129V127L117 126ZM116 128V129H117ZM125 128V127H124ZM124 128H121V130L119 129V131L118 132H120V131H122V129H124ZM150 128V127H149ZM10 129V128H9ZM12 129V128H11ZM22 130L24 129V128H21ZM21 129H20V131H21ZM26 129H28L27 127H26ZM41 128H39V130H40ZM49 130L48 128H45L44 129V132H45V130ZM77 129H79V128H77ZM77 129H75V130H77ZM105 129V128H104ZM103 129V133H105V130ZM115 129V130H116ZM127 129V128H126ZM130 129V128H129ZM138 129H139V127H138ZM145 129V128H144ZM151 129V128H150ZM153 129H155V128H153ZM249 128H245V130L247 131ZM8 130V129H7ZM19 130V129H18ZM25 130V129H24ZM23 130V131H24ZM33 130V129H32ZM37 130V129H36ZM51 130V129H50ZM50 130H49V132H50ZM56 130V129H55ZM54 130V131H55ZM63 130V129H62ZM66 130V129H65ZM82 130V129H81ZM86 130V129H85ZM84 130V131H85ZM92 130V129H91ZM131 130V129H130ZM133 130H134V128H133ZM137 129H135V131H136ZM10 131V130H9ZM26 132H31V130H29L28 129V131L27 130H25ZM41 131H43V130H41ZM66 131H68L69 132V130H66ZM66 131H63V132H66ZM71 131H73V130H71ZM70 131V132H71ZM84 131H82V132H84ZM95 131V130H94ZM95 131V132H96ZM107 131V130H106ZM113 131V130H112ZM134 131V132H135ZM155 130H153V131H151L152 133H149V132H147L146 130H144L143 132H142V129H141V132H140V130L138 131L140 134H136L135 136H132V135H134V134H131V133H129L130 135H128V136H130V140H128V141H131L130 143H127V142H125V143H127V144H124L123 146H122V149L124 150V153L123 154H121V155H119V152H118V157L120 156V157H122L121 158V160L124 158L125 160L124 161H120L119 160V162L116 160V162H114L113 164H112V162L110 163L109 161V163L108 162H106V163H108V164H106L105 162H103V161H105V159H108V158H105L104 160L102 159V162L103 163H105V164H101L102 166H98L99 167V173H97V174H99L97 177H93L94 179H95V181H94V183H92L93 184V187L90 189L91 190V192L93 191V189H94V191H93V193H94V195H93V193H91V192H89V190H87V189H85V190H87V191H84L82 188H81V183H80V185L78 186V184L76 183L77 181H75L74 179H75V177H73L74 179H72L73 181H75L74 183H73V187H72V184L70 183V180H67L66 181V179H68L67 177H66V175H68L69 174V172H72V173H77L78 172V176L79 175H81V174H85V172H87V173H89L88 172V170L89 169H85V167L87 166H85L84 167V169H83V166H82V164H80L79 165V163H82L83 161H79V163L76 165V166H78L79 165V167H76L74 164L72 165L71 163H66V162H64L63 161V163H59L58 162V164H54V162L56 161V160H52L53 158L52 157H45V154H43L44 155V157H42L41 156V158H39V157H36V156H39L38 154L39 153H44V149H42L41 151L40 150H37V149H34V148H37V146L35 145L36 144V142L37 143H39V140L41 139L40 137V139H38V138H32L33 140H35L34 141V146H36V147H34L33 149H34V152H33V150H32V152H31V150L29 151V150H25V152H22L24 155H26V156H20L19 155V157L17 156H15V155H13V152H12V148H14V147H12V143H14V141H12V139L11 138H9L8 140L4 137L5 136V134H4V136H2V137H0V224H6V223H12V225L14 226V236H15V240H16V242H15V244H16V253H15V260L17 261V264H23L24 262H23V259H24V256L25 255H27V253H28V251H26V250H24L23 248H22V246H23V241H24V239H25V236L23 235V232L21 233V225H23L24 223H26L27 222V218L26 217H24V215H23V213H22V207H21V203H23V202H26L27 204L28 203H31L32 201H31V197L29 196V193H48V195H51V196H54V198H56V199H58L60 196H62L63 195V193H66V199H65V202H66V204H62V203H60L59 205H56V206H49V208L47 209V210H44V215L46 214V215H48L49 213H52V212H56V213H59L60 215H61V218L59 219V218H57L56 220L57 221H63V222H75V224H74V228H73V230H72V234H70V235H72L71 236V241H70V243L71 244H69L68 245V248H62L60 251V253L59 254H57V255H54V254H51V253H48V255H46L45 257H44V259H43V261H45V260H49V262H50V264H85V263H89V261H92V259L93 260H95V259H97L98 261H100V263L102 262L103 263V261L105 260H109V261H107V262H117V261H119V260H122V259H125V258H128V260H129V258H131V256L133 255V253L130 251L132 248H134V246L136 247V245H132V243L134 244V242H132L131 244H129L130 242H127L128 240L126 239L128 236V238H130V236H131V238H132V236L134 235H136L137 236V233H135V234H133V235H131V233L126 237V233H127V231H126V233H124V236L126 237H124L126 240V242L124 243L123 242V240H124V238L122 237V235H121V237L123 238H121V237H116V239H118V241H120V240H122V242L123 243H119L118 242V245H117V240H116V245L117 246H115L114 245V243L112 244V240L114 239L115 240V237L111 240V245L108 243V240H107V242H106V235H105V230H109V229H107L106 227H107V225H106V227H105V230H104V228L103 227H99V226H97V227H95L94 226V222H95V224H97L98 222H100V221H98V218H97V215L96 214H94V208L93 207H95V206H99V207H102V206H100L101 204L102 205H110V204H112V205H114V204H116V203H118V200L119 201H121L120 199H119V197L123 200V202L121 203V205L123 206V208L124 209H128L129 211L130 210H133V212L134 213H131V214H133V216L134 215H139V216H141V217H137V223L135 224L136 225V228H137V226H138V228L139 229H142V231H143V229H158L159 227H160V225H161V218L162 219H164L163 218V216L165 215V212H169V214L170 213H172V211H169L171 208H173L174 206L175 207H178V205L176 206L174 203L172 204V206L168 203L169 202V200L168 201H165V200H167L168 198H170L171 199V201L173 200V197L171 196V195H168V193L169 192H167V194H166V196L164 195V193L165 192H163V191H165V190H163V191H160V187H161V183H162V179L164 178V177H166V176H164L163 177V173L161 172V170L163 169L162 168V166H160V165H164L163 163H165V161H163L162 159H160V161L157 159L158 157H160L159 156V154H158V152H156V153H154L153 151H150L151 149H153L152 147H160V142H159V140L157 139V137H159L158 136V134L160 133V131H159V133L157 134L156 133V131L154 132ZM252 131H250V134L248 133V135L250 136V135H252L251 134V132ZM3 132V131H2ZM1 132V133H2ZM12 132V131H11ZM22 132V131H21ZM47 132V131H46ZM53 132V131H52ZM58 132V131H57ZM59 132H61V131H59ZM62 132V133H63ZM78 132H80V131H78ZM100 132V131H99ZM108 132L109 131H107V135H108ZM116 132V134H117V131H115ZM126 132V131H125ZM147 132V133H146ZM249 132V131H248ZM35 133H36V131H35ZM37 133H40V132H38L37 131ZM48 133V132H47ZM51 133V132H50ZM55 133H56V131H55ZM67 133V132H66ZM72 133H74V132H72ZM112 133V132H111ZM110 133V134H111ZM124 133V132H123ZM127 133V132H126ZM252 133H254V132H252ZM8 134H10V133H8ZM7 134V135H8ZM22 134V133H21ZM24 134V133H23ZM22 134V135H23ZM30 134V133H29ZM28 134V135H29ZM33 134H34V132H33ZM41 135H42V133H40ZM67 134H69L70 135V133H67ZM77 134V133H76ZM79 134V133H78ZM84 134V133H83ZM86 134H88L87 132H86ZM85 134V135H86ZM90 134V133H89ZM96 134V133H95ZM3 135V134H2ZM14 135H17L16 133L14 134ZM31 135V134H30ZM41 135H38V136H41ZM45 135V133H43V135L41 136V137H43ZM48 134H46V136H47ZM53 135V134H52ZM55 135H58V134H55ZM62 135V134H61ZM102 135V134H101ZM105 135V134H104ZM112 135V134H111ZM111 135H109L110 136V139L109 140H114L113 139V137L115 136V133H114V136L112 137V139H111ZM118 135V134H117ZM127 135V134H126ZM149 136V137H151V139L150 140H148V141H146V140H144L145 142L144 143H142L141 141H142V139H143V137H146V136ZM161 135H163V133L161 134ZM166 135V134H165ZM254 135V134H253ZM1 136V135H0ZM26 136V135H25ZM33 136V135H32ZM37 136V135H36ZM65 136V135H64ZM64 136H62V138L64 137ZM68 136V135H67ZM82 135L80 134V137H81ZM122 136H123V134H122ZM122 136H121V138H122ZM154 136V137H153ZM11 137H14L13 136V134H12V136ZM16 137V136H15ZM18 137H20V136H17L16 137V139L18 138ZM24 137V136H23ZM22 137V138H23ZM29 137V136H28ZM27 137V139H29ZM51 137L52 136H50V140H53V138L55 139V137H53L52 139H51ZM71 136H69V137H67V138H70ZM72 137H74V134H73V136ZM75 137H76V135H75ZM79 136H77V138H78ZM99 137V136H98ZM102 137H103V135H102ZM107 137V136H106ZM105 137V138H106ZM119 137V136H118ZM118 137L116 138V139H118ZM124 137H125V135H124ZM132 137H134V139L132 138ZM251 137V136H250ZM253 137V136H252ZM251 137V138H252ZM47 138V137H46ZM57 138V137H56ZM58 138H61V137H59L58 136ZM67 138H65L64 137V140L65 139H67ZM85 138V137H84ZM86 138H88L87 136H86ZM120 137H119V142L122 140ZM128 138V137H127ZM169 138V137H168ZM15 139V138H14ZM32 139H29L30 141L32 140ZM71 139H74V138H71ZM79 139V138H78ZM80 139H82V138H80ZM89 139V138H88ZM106 139H108V138H106ZM126 139V138H125ZM160 139V138H159ZM162 139V138H161ZM164 139V138H163ZM238 139V138H237ZM19 140V139H18ZM18 140H16L15 142H17ZM22 141H23V139H21ZM21 140L18 142V144L17 145H19L20 147H16V148H21L22 149V146L21 145H23V142L25 141V143L24 144H26L24 147H26L29 143H30V141L29 140H25L24 139V141L23 142H21ZM42 140V139H41ZM40 140V141H41ZM46 140V139H45ZM45 140H44V142H45ZM59 139H57V141H58ZM63 140V139H62ZM62 140H61V142H62ZM64 140H63V142L62 143H64ZM86 140V139H85ZM127 140V139H126ZM6 141H9L8 143H6ZM43 141V140H42ZM41 141V142H42ZM55 141V140H54ZM60 141V140H59ZM66 141V140H65ZM70 141H73V140H70ZM82 141H84V139H82ZM81 141V142H82ZM91 139L89 140V142H87V141H85V142H87V143H85L84 142V144L86 145L87 144V146L88 145H90V143H91ZM99 141V140H98ZM104 141V140H103ZM115 141V140H114ZM114 141H111L112 143L114 142ZM123 141V140H122ZM121 141V142H122ZM171 141V140H170ZM29 142V143H28ZM53 142V141H52ZM51 142V143H52ZM57 143V145L59 144H61V146H62V143ZM73 142H76V141H73ZM78 142H80V140H78ZM99 142H101V141H99ZM117 142H118V140H117ZM116 141H115V143H117ZM123 142V143H124ZM162 142V141H161ZM22 143V144H21ZM43 143V142H42ZM46 143V142H45ZM44 143V144H45ZM50 143V144H51ZM65 143H67V141L65 142ZM83 143V142H82ZM108 143V142H107ZM106 143V144H107ZM15 144V143H14ZM32 144H33V141H32V143L30 144V147L29 148H32L33 146H32ZM43 144V145H44ZM50 144H49V146H50ZM53 144H54V142H53ZM53 144L51 145V146H53ZM72 144V143H71ZM75 143H73V145H74ZM80 144V143H79ZM100 144H104V142L103 143H100ZM109 144V143H108ZM118 144V143H117ZM38 145H41L40 143L38 144ZM47 145V147H48V144H46ZM58 145V146H59ZM68 145V144H67ZM70 145V144H69ZM97 145V144H96ZM95 145V146H96ZM118 145H122V143H120V144H118ZM117 145V147L119 148V146ZM8 146H10V147H8ZM15 146V145H14ZM29 146V145H28ZM28 146L26 147V148H28ZM32 146V147H31ZM45 146V145H44ZM44 146H42L43 148H44ZM54 146H56L55 144H54ZM57 146V147H58ZM71 146V145H70ZM69 146V147H70ZM75 146V145H74ZM91 146V145H90ZM92 146H94V145H92ZM103 146V145H102ZM151 147V148H149V147ZM9 149H8V148ZM23 147V148H24ZM39 147V146H38ZM41 147V146H40ZM39 147V148H40ZM41 147V148H42ZM46 147V146H45ZM46 147V148H47ZM56 147V148H57ZM66 147H68V146H66ZM66 147H64V149L66 148ZM68 147V148H69ZM77 147H78V144H77ZM79 147H81L82 148V146H79ZM89 147V146H88ZM100 147H101V145H100ZM100 147H98V148H100ZM116 147V148H117ZM149 149H148V148ZM172 147V146H171ZM56 148H55V150H56ZM74 148H76V147H74ZM74 148H71V149H74ZM85 148V147H84ZM83 148V149H84ZM95 149H96V147H94ZM97 148V149H98ZM106 148L107 147H105V150H106ZM114 148V147H113ZM118 148H117V150H118ZM48 149V148H47ZM50 149V148H49ZM51 149L53 150L54 148L53 147H51ZM58 149H59V147H58ZM60 149H61V147H60ZM59 149V150H60ZM63 149V148H62ZM77 149V148H76ZM80 149V148H79ZM79 149H78V151L77 152H79L80 153V151H81V149H80V151H79ZM101 149V148H100ZM102 149H103V147H102ZM110 148H108L107 150H109ZM112 149V148H111ZM109 150V151H112V150ZM122 149H121V151H122ZM172 149V148H171ZM16 150V149H15ZM14 150V151H15ZM19 150V149H18ZM18 150H16V151H18ZM23 150V149H22ZM35 150H37V151H40V152H37V151H35ZM68 150V149H67ZM70 150V149H69ZM75 150V149H74ZM91 150V149H90ZM105 150H102V151H105ZM114 150H115V148H114ZM119 150H120V148H119ZM155 150H157L158 151V149L156 148ZM47 151V155L49 156V154H48V150H46ZM45 151V152H46ZM58 151V150H57ZM62 151H64V150H62ZM71 151H73V150H71ZM84 151V150H83ZM126 151H130V152H127V153H125ZM20 152V151H19ZM53 152V154L55 153V151H52ZM85 152V154H86V151H84ZM84 152H82L83 154L82 155H84ZM100 152V151H99ZM106 153H110V152H108V151H105ZM135 152H136V154H135ZM17 153V152H16ZM15 153V154H16ZM32 153H34V154H32ZM58 153H59V151H58ZM64 152H62L61 153V155L63 154ZM66 153H69L68 151L66 152ZM74 153H76V152H74ZM87 153H88V151H87ZM94 153V152H93ZM112 153V152H111ZM111 153H110V155H111ZM135 155H134V154ZM249 153V152H248ZM77 154V153H76ZM88 154H90V153H88ZM113 154V153H112ZM117 154V153H116ZM115 154V155H116ZM16 155H18V154H16ZM36 155V156H35ZM42 155V154H41ZM51 156H52V154H50ZM59 156H60V153L58 154ZM72 156H73V152H72V154H71ZM78 155V154H77ZM79 155H81V154H79ZM95 155H98V154H95ZM101 155V154H100ZM15 156V157H14ZM89 156V155H88ZM103 157H104V154L102 155ZM102 156H101V158H102ZM113 156V155H112ZM116 156V157H117ZM177 156V155H176ZM242 156V155H241ZM58 157V156H57ZM65 158L67 157V154H66V156H64ZM71 156H69V157H67V159L68 158H70ZM74 157V156H73ZM77 157H79V156H77ZM77 157H75V158H77ZM82 157V156H81ZM80 157V158H81ZM85 157V156H84ZM93 157V156H92ZM95 157V156H94ZM98 157H100V156H98ZM98 157H96V158H98ZM119 157V158H120ZM165 157V156H164ZM170 157V156H169ZM48 158V159H47ZM64 158V159H65ZM72 158V157H71ZM88 157H86V159H87ZM110 158V157H109ZM114 158H115V156H114ZM113 157H112V160L114 159ZM128 158V159H127ZM177 158V157H176ZM55 159V158H54ZM63 159V158H62ZM92 159V158H91ZM118 159V158H117ZM187 159V158H186ZM246 159V158H245ZM49 160H51V161H53L52 163H49ZM58 160H61V159H58ZM70 160H72V163H73V159H70ZM69 160V161H70ZM76 160V159H75ZM83 160V159H82ZM85 160V159H84ZM88 160V159H87ZM110 160V159H109ZM174 160H175V156H174ZM67 161V160H66ZM68 161V162H69ZM93 161V163L92 162H90V163H92V164H95L94 163V160H92ZM98 163H99V160H96ZM163 163H162V162ZM169 161V160H168ZM178 161H179V159H178ZM177 161V162H178ZM181 161V160H180ZM61 162H62V160H61ZM75 162V161H74ZM77 162V161H76ZM87 162H89V161H87ZM100 162H101V160H100ZM118 162V163H117ZM162 163V164H160V163ZM89 163V164H90ZM160 165H159V164ZM173 163V162H172ZM175 163H176V161H175ZM180 163V162H179ZM181 163H182V161H181ZM188 163V162H187ZM86 164V163H85ZM88 164V163H87ZM178 164V163H177ZM192 164V163H191ZM244 164V163H243ZM165 165H166V163H165ZM167 165H168V162H167ZM173 165V164H172ZM181 165V164H180ZM73 166H75V167H73ZM90 166V165H89ZM95 166H97V165H94L93 167H95ZM183 166H184V164H183ZM183 166H181V167H183ZM186 166V165H185ZM184 166V167H185ZM191 166V165H190ZM165 168H166V166H164ZM169 167V166H168ZM181 167H179L180 169H181ZM188 167V166H187ZM201 167V166H200ZM248 167V166H247ZM76 168H78V169H76ZM86 168H88V167H86ZM162 168V169H161ZM164 168V169H165ZM186 168V167H185ZM192 168V167H191ZM196 168V167H195ZM199 168V167H198ZM92 169V168H91ZM94 169H96V168H94ZM168 169V168H167ZM186 169H189V168H186ZM176 170H177V168H176ZM175 170V173L177 172ZM198 170V169H197ZM174 171V170H173ZM180 172H181V170H179ZM183 171H185V173H182V174H187V172H186V170L184 169ZM194 171H195V169H194ZM226 171V170H225ZM91 172V171H90ZM93 172V171H92ZM202 172V171H201ZM53 173V174H52ZM71 173V174H72ZM171 173V172H170ZM179 173V172H178ZM178 173H177V175H178ZM228 173V172H227ZM232 173V172H231ZM236 173H237V171H236ZM235 173V174H236ZM50 174H52V175H50ZM172 174H173V172H172ZM171 174V175H172ZM181 174V175H182ZM197 174V173H196ZM206 174V173H205ZM212 174V173H211ZM224 174V173H223ZM233 174V173H232ZM44 175H46V176H48L47 178L48 179H44ZM58 175V176H57ZM116 175L118 176V177H116ZM195 175V174H194ZM229 175V174H228ZM58 178H57V177ZM66 177V178H63V177ZM77 176V177H78ZM84 176H86V175H84ZM93 176V175H92ZM94 176H95V174H94ZM196 176V175H195ZM198 176V175H197ZM201 176V175H200ZM207 176V175H206ZM233 176H234V174H233ZM237 176V175H236ZM81 177H83V175L81 176ZM169 177H170V175H169ZM185 176H182V178H184ZM212 177V176H211ZM219 177V176H218ZM226 177V176H225ZM229 177V176H228ZM238 177V176H237ZM40 178H42V179H40ZM57 178V179H56ZM70 178H72V176L70 177ZM69 178V179H70ZM79 178V177H78ZM87 178V177H86ZM85 178V179H86ZM88 178H90V177H88ZM168 178V177H167ZM166 178V179H167ZM170 178H172V177H170ZM177 179H178V177H176ZM182 178H180V179H182ZM188 178H190V176L188 177ZM196 178V177H195ZM201 178H202V176H201ZM200 178V179H201ZM207 178V177H206ZM221 178V177H220ZM49 179L50 180H53L55 183H56V187L59 189V187L61 186V188L64 186V182L66 181V183L67 182H69V187L71 186V188L70 189H67V188H69L68 187V185H67V188H65V189H59V190H62V192H60L59 190L58 191H56V188L54 189V187H53V189L55 190V191H50V189H51V186L50 185H52L51 184V182H53V181H49ZM93 179V180H94ZM173 179H175V178H173ZM185 179V178H184ZM199 178L197 179V180H200ZM203 179H205V178H203ZM212 179V178H211ZM222 179V178H221ZM220 179V180H221ZM228 179V178H227ZM230 179V178H229ZM234 179H235V177H234ZM237 179V178H236ZM59 180V181H58ZM71 180V181H72ZM76 180H77V178H76ZM92 180V181H93ZM171 180V179H170ZM187 180V179H186ZM193 180V179H192ZM192 180H191V182H192ZM209 180V179H208ZM213 180V179H212ZM224 180H226V178L224 179ZM233 180V179H232ZM245 180V179H244ZM57 181V182H56ZM81 182L82 181H84V179L83 180H80ZM164 181H166L165 179H164ZM167 181H169V180H167ZM178 181H182V180H178ZM201 181V180H200ZM204 181V180H203ZM210 181V180H209ZM223 181V180H222ZM234 181H236V180H234ZM238 181V180H237ZM177 182V181H176ZM176 182H174L175 184H176ZM184 182H186L187 183V181H185L184 180ZM188 182H190V180L188 181ZM204 182H206V181H204ZM227 182H229V181H227ZM91 183V182H90ZM89 183V184H90ZM164 183V182H163ZM166 183V182H165ZM168 183V182H167ZM195 183V182H194ZM208 183H210V182H208ZM215 183V182H214ZM218 183V182H217ZM231 183V182H230ZM229 183V184H230ZM235 183V182H234ZM88 184V183H87ZM180 184V183H179ZM222 184V183H221ZM82 185H83V183H82ZM85 185V184H84ZM83 185V186H84ZM186 185V184H185ZM190 185V184H189ZM192 185V184H191ZM190 185V186H191ZM87 186V185H86ZM183 186V185H182ZM199 186H200V184H199ZM199 186H197L198 188H199ZM201 186H202V184H201ZM65 187H66V185H65ZM111 187V188H110ZM177 187V185L175 186V187H173V188H176ZM180 187H181V184H180ZM192 187V186H191ZM196 187V183L194 184V186H193V188H195ZM204 187V186H203ZM202 187V188H203ZM206 187V186H205ZM208 187V186H207ZM223 187V186H222ZM225 187V186H224ZM233 187H234V185H233ZM238 187V186H237ZM78 188H80L79 190H78ZM84 188H86L85 186H84ZM88 188V187H87ZM102 188H107V190L109 189L110 190V192H108L107 190H104V189H102ZM183 188V187H182ZM185 188V187H184ZM228 188H229V186H228ZM232 188V187H231ZM89 189V188H88ZM100 189H102L103 191H100ZM161 189H163V188H161ZM178 189H179V187H178ZM196 189V188H195ZM230 189V188H229ZM237 189V188H236ZM99 190V191H98ZM172 190V189H171ZM179 190H182V189H179ZM204 190V189H203ZM207 190H208V188H207ZM226 190V189H225ZM172 191H174V189L172 190ZM171 191V192H172ZM189 191V190H188ZM187 191V192H188ZM198 191H200V190H198ZM206 191V190H205ZM116 192V193H115ZM119 192H121V194H117V193H119ZM177 192V191H176ZM180 192V194H181V191H179ZM186 192V191H185ZM192 192V191H191ZM200 192H202V191H200ZM209 192V191H208ZM92 194V197H93V200H91L92 202H89L90 204H92L93 205V207H91L90 205H89V203L87 202L86 203V201H87V198L89 197V199H91V194ZM161 193H163V195L165 196V198L168 196V198H166V199H164L163 198V196H162V194ZM174 193V192H173ZM183 193V192H182ZM198 193V192H197ZM205 193H207V191L205 192ZM214 193V192H213ZM218 193V192H217ZM114 194H117V195H114ZM169 194H171V193H169ZM188 194V193H187ZM194 194V193H193ZM208 195L209 194H211V192L210 193H207ZM215 194H216V192H215ZM220 194V193H219ZM47 195V196H48ZM175 195V194H174ZM184 195V194H183ZM186 195V194H185ZM192 195V194H191ZM212 195V194H211ZM24 196V197H23ZM169 196H171V197H169ZM175 196H177V195H175ZM188 196H189V194H188ZM207 196V195H206ZM213 196H215V195H213ZM213 196H210L209 198H212ZM223 196V195H222ZM114 197H115V199H114ZM178 197V196H177ZM182 197V196H181ZM192 197V196H191ZM194 197V196H193ZM47 198H49V197H47ZM185 198V197H184ZM184 198H183V201H184ZM189 198V197H188ZM208 198V197H207ZM215 198V197H214ZM46 199V198H45ZM179 199H180V197H179ZM186 199V198H185ZM190 199V198H189ZM225 199V198H224ZM182 200V199H181ZM191 200H195V199H191ZM204 200V199H203ZM210 200V199H209ZM213 200V199H212ZM216 200V199H215ZM214 200V201H215ZM217 200H219V199H217ZM225 200H227V199H225ZM224 200V201H225ZM124 201H126L127 203L126 204H124L125 202ZM206 201V200H205ZM211 201V200H210ZM220 201V200H219ZM221 201H223L222 199H221ZM223 201V202H224ZM163 202H167V204L165 203V204H163ZM186 202V201H185ZM198 202V201H197ZM209 202V201H208ZM212 202V201H211ZM216 202V201H215ZM218 202V201H217ZM225 202H227L226 204H228V201H225ZM181 203V202H180ZM192 203H193V201H192ZM219 203V202H218ZM218 203H216V204H218ZM221 203V202H220ZM231 203V202H230ZM124 204V205H123ZM190 204V203H189ZM225 204V203H224ZM233 204V203H232ZM125 205H128L129 207H130V209L128 208V207H125ZM183 205V204H182ZM220 205V204H219ZM180 206V205H179ZM186 206V205H185ZM188 206H190V205H188ZM192 206H194V204L192 205ZM221 206H222V203H221ZM230 206V204L228 205V208H230L229 207ZM235 206V205H234ZM233 206V207H234ZM55 207V208H54ZM111 207V206H110ZM121 207V206H120ZM174 207V208H175ZM198 207H199V205H198ZM202 207V206H201ZM225 207V206H224ZM223 207V208H224ZM235 207H237V206H235ZM103 208V207H102ZM102 208H99V209H102ZM116 208V207H115ZM114 208V209H115ZM182 208V207H181ZM180 208V209H181ZM193 208V207H192ZM232 208V207H231ZM231 208H230V210H231ZM239 208V207H238ZM111 209V208H110ZM110 209H106V211L107 210H110ZM118 209V208H117ZM179 209V208H178ZM233 209L234 208H232V211H233ZM103 210H104V208H103ZM112 211L111 212H114V210L113 209H111ZM116 210V209H115ZM123 210V209H122ZM173 210V209H172ZM177 210V209H176ZM192 210V209H191ZM190 210V211H191ZM198 210V209H197ZM201 210V209H200ZM228 210V209H227ZM237 210V209H236ZM239 210H241V209H239ZM238 210V211H239ZM105 211V212H106ZM118 210H116V212H117ZM178 211V210H177ZM189 211V212H190ZM232 211H230V212H232ZM248 211V210H247ZM246 211V212H247ZM255 211V210H254ZM253 211V212H254ZM100 212V211H99ZM108 212V211H107ZM119 212V211H118ZM118 212H117V214H118ZM124 212H125V210H124ZM126 212H128L127 210H126ZM163 212H164V215H163ZM173 212H174V210H173ZM186 212V211H185ZM184 212V213H185ZM188 212V211H187ZM200 212V211H199ZM220 212V211H219ZM246 212H244V213H246ZM249 212V211H248ZM248 212H247V214H248ZM102 213V212H101ZM100 213V214H101ZM103 213H104V211H103ZM110 213V212H109ZM108 213V214H109ZM130 213V212H129ZM175 213V212H174ZM178 213V212H177ZM183 213V214H184ZM216 213V212H215ZM243 213V211H241V214ZM99 214V213H98ZM104 214H106V213H104ZM116 214V215H117ZM121 214H122V211H121ZM124 214V216L126 215V213H123ZM130 214V215H131ZM199 214V213H198ZM197 214V215H198ZM230 214H232V213H230ZM251 214H254V213H252V211H251ZM250 214V215H251ZM114 215H115V213H114ZM114 215H112L111 214V216H114ZM186 215V214H185ZM193 215V214H192ZM215 215V214H214ZM238 215H240V214H238ZM246 215V214H245ZM249 215V216H250ZM258 215V214H257ZM95 216H96V219H95ZM99 216V215H98ZM103 216H105V215H103ZM109 216H110V214H109ZM117 216H120V215H117ZM166 216H167V213H166ZM175 215H173V213H172V215H169V217H168V222H170V223H174V219H175V217H174ZM191 216V215H190ZM240 216H243V215H240ZM247 216V215H246ZM106 217V216H105ZM131 218H134V217H132V216H130ZM129 217V218H130ZM196 217V216H195ZM213 217V216H212ZM224 217V216H223ZM228 218H229V216H227ZM252 217V216H251ZM104 218V217H103ZM108 218V217H107ZM112 218V217H111ZM110 218V219H111ZM114 218V217H113ZM120 218H122V217H120ZM167 218V217H166ZM197 218H198V216H197ZM208 218H211V217H209L208 216ZM216 218V217H215ZM260 218V217H259ZM109 219V218H108ZM119 219V218H118ZM135 219V218H134ZM201 219H203V218H201ZM201 219H200V221H201ZM204 219H205V217H204ZM207 219V218H206ZM205 219V220H206ZM214 218H212V220H213ZM217 219V218H216ZM221 219H224V218H221ZM227 219V218H226ZM243 219V218H242ZM247 219H248V217H247ZM253 219H254V217H253ZM106 220V219H105ZM125 220V219H124ZM132 220V219H131ZM180 220V219H179ZM188 220V219H187ZM198 220V219H197ZM204 220V221H205ZM210 220V219H209ZM218 221H222V220H219V219H217ZM225 220V219H224ZM228 220H230V219H228ZM98 221V222H97ZM103 221V220H102ZM112 221V220H111ZM113 221H114V219H113ZM165 221V220H164ZM256 221V220H255ZM106 222H109L108 220L106 221ZM115 222V221H114ZM114 222H111L112 224L114 223ZM124 222V221H123ZM128 222V224H129V222H130V220H128L127 221ZM131 222H133V221H131ZM131 222H130V224H131ZM135 222V221H134ZM163 222V221H162ZM167 222V223H168ZM180 222V221H179ZM194 222H195V220H194ZM202 222V221H201ZM214 224H216V221L214 220ZM226 222H230V221H226ZM232 222V221H231ZM233 222H235V221H233ZM259 222V221H258ZM102 222H100V224H101ZM116 223V222H115ZM164 223V222H163ZM162 223V225H164V226H166V224H163ZM165 223H166V221H165ZM189 223H192V222H189ZM206 223V222H205ZM223 223V221L221 222V223H219V224H222ZM236 223H238V222H236ZM99 224V223H98ZM97 224V225H98ZM104 224V223H103ZM103 224H101V226L103 225ZM127 224V223H126ZM129 224V225H130ZM172 224H169L168 225V228H170L169 226L171 225V227H172ZM196 224V223H195ZM218 224V223H217ZM225 224H228V223H224L223 225H225ZM232 224H234V223H232ZM111 225V224H110ZM117 223L115 224V226L114 227H116L117 228ZM118 225H119V223H118ZM122 225H123V223H122ZM121 225V226H122ZM134 225V224H133ZM162 225H161V227H162ZM179 225V224H178ZM185 225V224H184ZM191 225V224H190ZM223 225H221V226H223ZM104 226V225H103ZM127 226V225H126ZM197 226V225H196ZM207 226H208V224H207ZM218 226V225H217ZM226 226V225H225ZM232 226H234V225H231V227H230V225H228V228H233ZM237 226V225H236ZM254 226V225H253ZM108 227H110V226H108ZM124 227H125V225H124ZM131 227H133V226H130V228ZM161 227H160V229H161ZM181 227H182V225H181ZM200 227V226H199ZM220 227V226H219ZM219 227L217 228V229H219ZM121 228V227H120ZM137 228V229H138ZM165 228V227H164ZM184 228V227H183ZM182 228V229H183ZM212 228H214L213 230V232H216L215 231V226L214 227H212ZM221 228H222V230H223V227H220V230H221ZM226 228V227H225ZM234 228H235V226H234ZM233 228V229H234ZM237 228V227H236ZM236 228L234 229V230H236ZM114 229V228H113ZM113 229H110V231H112ZM127 229V228H126ZM128 229H129V226H128ZM127 229V230H128ZM133 229H134V227H133ZM162 229H163V227H162ZM166 229V228H165ZM172 229V228H171ZM175 229V228H174ZM177 229V228H176ZM176 229H175V231L174 232H176ZM181 229V228H180ZM184 229H186V228H184ZM188 229V228H187ZM192 229V228H191ZM208 229V228H207ZM210 229H211V227H210ZM210 229H208V230H210ZM233 229L231 230V232L233 231ZM243 229V228H242ZM119 230V229H118ZM117 230V231H118ZM121 230H122V228H121ZM169 230V229H168ZM205 230V229H204ZM220 230H218V231H220ZM222 230L219 232V233H217V234H223V232H224V230H223V232H222ZM228 230V229H227ZM241 230V229H240ZM245 230V229H244ZM130 231V230H129ZM131 231H133L132 230V228H131ZM137 231V230H136ZM153 231V230H152ZM155 231V230H154ZM153 231V232H154ZM158 231V230H157ZM160 231V230H159ZM162 231V230H161ZM173 231V230H172ZM193 231V230H192ZM203 230H201V232H202ZM217 231V232H218ZM226 231V230H225ZM229 231H230V229H229ZM228 231V233L230 234L229 236H231V234H234V235H236L235 233L238 231H236V232H234V233H231V232H229ZM116 232V231H115ZM119 232V231H118ZM117 232V233H118ZM122 232H124L123 230H122ZM139 232V231H138ZM148 232V231H147ZM150 232V231H149ZM166 232H168V231H166ZM165 232V233H166ZM185 232V231H184ZM204 232V231H203ZM206 232V231H205ZM211 232V231H210ZM212 232V233H213ZM227 232V231H226ZM239 232V231H238ZM237 232V233H238ZM110 233V232H109ZM112 233V232H111ZM111 233H110V235H111ZM114 233V232H113ZM120 233V232H119ZM129 233V232H128ZM142 233V232H141ZM165 233H163L164 235H167V234H165ZM170 233V232H169ZM181 233H182V231H181ZM198 233V232H197ZM239 233H241V232H239ZM262 233V232H261ZM121 234V233H120ZM126 234V235H125ZM143 234V233H142ZM141 234V235H142ZM147 234V233H146ZM145 234V236L144 237H142L141 235H140V239H138V242H139V240H140V243L139 244H141L142 245V241H150L149 243L151 244V245H153V244H155L153 241H154V239H156V237L155 236H153L152 237V235H150V234H148V235H146ZM154 234L156 235V233L154 232ZM153 234V235H154ZM180 234V233H179ZM188 234H190V232H188ZM193 234V233H192ZM194 234H196V233H194ZM203 234V233H202ZM207 234V233H206ZM205 234V235H206ZM227 234V233H226ZM258 234H260V233H258ZM110 235H109V237H110ZM150 235V236H149ZM162 235V234H161ZM178 235V234H177ZM182 235H184L183 233H182ZM199 235V234H198ZM205 235H203V236H205ZM224 235V234H223ZM239 235H241V234H239ZM245 235V234H244ZM249 235V234H248ZM253 235V234H252ZM261 235V234H260ZM114 236H116V234H114ZM133 236V238H136V237H134ZM181 236V235H180ZM179 236V237H180ZM195 236H197V235H195ZM194 236V237H195ZM200 236V235H199ZM211 236V235H210ZM215 236H217L216 234L213 236V237H215ZM228 236V235H227ZM229 236H228V240L229 239H231V238H229ZM247 236V235H246ZM245 236V237H246ZM109 237H108V239H109ZM165 237V236H164ZM177 237V236H176ZM178 237V238H179ZM184 237V236H183ZM207 237H208V234H207ZM224 236H222V237H220V238H223ZM248 237V236H247ZM252 237V236H251ZM121 238V239H120ZM138 238H139V235H138ZM171 238V237H170ZM173 238V237H172ZM171 238V239H172ZM189 238H191V237H189ZM193 238V237H192ZM199 238V237H198ZM197 237H196V239H198ZM218 238H219V235H218ZM217 237L214 239V240H216V239H218ZM237 238V237H236ZM261 238V237H260ZM137 239V238H136ZM162 239H163V235H162ZM161 239V240H162ZM171 239L169 240V241H171ZM206 239V238H205ZM208 239H210V238H208ZM225 239H226V236H225ZM235 238H234V236H233V239L232 240H234ZM238 239V238H237ZM263 239V238H262ZM109 240V241H110ZM134 240V239H133ZM160 240V241H161ZM188 240V239H187ZM213 240V239H212ZM231 240V241H232ZM241 240V239H240ZM245 240V239H244ZM249 240V239H248ZM130 241H132V239H130ZM152 241V242H151ZM157 241V240H156ZM155 241V242H156ZM200 241V240H199ZM207 241V240H206ZM227 240H225V242H226ZM241 241H243V240H241ZM254 241V240H253ZM121 242V241H120ZM148 242H146L147 243V246H148ZM162 242V241H161ZM185 242V241H184ZM187 242V241H186ZM191 242V241H190ZM209 242V241H208ZM216 242V241H215ZM218 242V241H217ZM219 242H221L220 240H219ZM223 242V241H222ZM229 242V241H228ZM251 242V241H250ZM137 242H136V240H135V244H136ZM145 243V242H144ZM143 243V244H144ZM157 243V242H156ZM159 244H160V242H158ZM163 243V242H162ZM161 243V244H162ZM167 243H169V242H167ZM179 243V242H178ZM177 243V244H178ZM182 243V242H181ZM205 244H206V242H204ZM213 243H214V241H213ZM238 243V242H237ZM241 243V242H240ZM243 243V242H242ZM256 243V242H255ZM262 243V242H261ZM160 244V245H161ZM171 244V243H170ZM195 244V243H194ZM200 244H202V243H200ZM208 244V243H207ZM207 244H206V246H207ZM246 244V243H245ZM248 244V243H247ZM259 244V243H258ZM137 245H138V243H137ZM145 246H146V244H144ZM143 245V246H144ZM183 245V244H182ZM181 245V246H182ZM188 245H189V243H188ZM222 247H225V246H223L222 244H220ZM234 245V244H233ZM233 245H232V247H233ZM249 245H251V244H249ZM263 245V244H262ZM146 246V247H147ZM154 246V245H153ZM157 246V245H156ZM155 246V247H156ZM171 246V245H170ZM185 246V245H184ZM196 246H197V244H196ZM209 246V245H208ZM228 246V245H227ZM238 246V245H237ZM237 246H236V248H237ZM253 246H254V243H253ZM151 247V246H150ZM149 247V248H150ZM158 247V246H157ZM174 247H175V245H174ZM173 247V248H174ZM179 247V246H178ZM199 247H202V246H200L199 245ZM199 247H198V249H199ZM216 247H218V246H216ZM264 247V246H263ZM137 248V247H136ZM145 248V247H144ZM171 248V247H170ZM172 248V249H173ZM182 248V247H181ZM184 248V247H183ZM182 248V249H183ZM189 248V247H188ZM219 248V247H218ZM226 248V247H225ZM251 248H252V245H251ZM259 248V247H258ZM257 248V249H258ZM135 249V248H134ZM139 250L138 251H140V248H138ZM143 249V248H142ZM141 249V250H142ZM147 249V248H146ZM151 249V248H150ZM153 249H155L154 247H153ZM157 249V248H156ZM179 249V248H178ZM190 249V248H189ZM192 249V248H191ZM205 249H207V248H205ZM219 249H221V248H219ZM235 249V248H234ZM238 249H239V247H238ZM238 249H237V251H238ZM244 249H246V247L244 248ZM143 250H145V249H143ZM143 250H142V252H143ZM176 250V249H175ZM188 250V249H187ZM195 250V249H194ZM204 250V249H203ZM226 250V252H228V254L230 253L229 251H227V248L225 249ZM229 250H230V248H229ZM231 250H232V248H231ZM236 250V249H235ZM247 250H248V248H247ZM247 250H245V251H247ZM249 250H251V249H249ZM261 250V249H260ZM132 251H134L133 249H132ZM149 251V249L147 250V252ZM154 253H155V251L154 250H152ZM180 251V250H179ZM182 251V250H181ZM183 251H185V250H183ZM182 251V252H183ZM213 251V250H212ZM218 251V250H217ZM217 251H215V252H217ZM219 251H221V250H219ZM244 251V252H245ZM252 251H253V249H252ZM251 251V252H252ZM124 252H126V253H128V252H130V253H132V255L131 256H129V255H126V256H124L125 254H124ZM153 252H151L150 253V251H149V253L150 254H152ZM158 252V251H157ZM157 252L155 253V254H157ZM193 252V251H192ZM196 252V251H195ZM198 252H199V250H198ZM201 252V251H200ZM204 252H206V251H204ZM207 252H208V250H207ZM209 252H211V251H209ZM223 252H224V250H223ZM225 252V253H226ZM233 251H231V253H232ZM235 252V251H234ZM255 252H256V249H255ZM261 252V251H260ZM263 252H264V250H263ZM136 253H138V252H135V254ZM162 253V252H161ZM164 253V252H163ZM174 253V252H173ZM176 253V252H175ZM213 253V252H212ZM224 253V254H225ZM240 253H242V252H240ZM262 253V252H261ZM129 254V253H128ZM134 254V255H135ZM149 254V255H150ZM165 254V253H164ZM163 254V255H164ZM180 254H181V252H180ZM189 254V253H188ZM196 254H198V253H196ZM216 254V253H215ZM220 254H221V252H220ZM223 254V253H222ZM220 255V256H223V255ZM228 254L226 255V256H228ZM250 254V253H249ZM260 254V253H259ZM29 255V254H28ZM38 255H41V256H44L43 254H39V253H36V257H37V259L34 261V264H36V262H38ZM138 256H139V254H137ZM136 255V256H137ZM142 255V254H141ZM170 255H172V254H170ZM177 255V254H176ZM182 255V254H181ZM190 255V254H189ZM193 255V254H192ZM201 255H203V254H201ZM210 255V254H209ZM212 255V254H211ZM241 255V254H240ZM244 255V254H243ZM243 255H242V257H243ZM252 255V254H251ZM250 255V256H251ZM253 255H254V253H253ZM261 255V254H260ZM152 256H155V255H153L152 254ZM156 256H158V255H156ZM183 256H186L185 254L183 255ZM208 256V255H207ZM213 257H214V255H212ZM226 256H225V258H224V260L225 259H227L228 260V262L229 261H231V263H232V261L234 262V260L233 259H235L236 257H234L233 255H229L227 258H226ZM236 256H237V254H236ZM249 256V255H248ZM258 256L259 255H257V258H258ZM133 257H135V256H133ZM140 257V256H139ZM147 257H148V255H147ZM149 257H151V256H149ZM164 257V256H163ZM196 257V256H195ZM218 257H219V255H218ZM241 257V258H242ZM256 256H254V258H255ZM262 257V256H261ZM263 257H264V255H263ZM135 258H138V257H135ZM134 258V259H135ZM146 258V257H145ZM152 258V257H151ZM160 258V257H159ZM201 258V257H200ZM204 258V257H203ZM209 258V257H208ZM208 258H205V259H207V261H208ZM222 258V259H223ZM238 258V257H237ZM237 258H236V261H237ZM244 258V257H243ZM100 259V260H99ZM132 259V258H131ZM139 259V258H138ZM187 259H190V258H188V256H187ZM196 259V258H195ZM204 259V260H205ZM217 259V258H216ZM240 259V258H239ZM249 259V258H248ZM101 260H103V261H101ZM126 260V259H125ZM128 260H126V261H128ZM133 260V259H132ZM139 260H142V259H139ZM148 260V259H147ZM156 260V259H155ZM211 259H209V261H210ZM219 260V259H218ZM227 260H226V262H227ZM257 260V259H256ZM130 261V260H129ZM128 261V262H129ZM134 261V260H133ZM136 261V260H135ZM134 261V262H135ZM146 261V260H145ZM177 261H179V260H177ZM214 261V260H213ZM212 261V262H213ZM216 261V260H215ZM244 261V260H243ZM245 261H247L246 260V258H245ZM245 261H244V263H245ZM249 261H252V258H251V260H249ZM249 261H247L248 263H249ZM48 262V263H49ZM61 262H63V263H61ZM120 262V261H119ZM131 262V261H130ZM130 262H129V264H130ZM133 262V263H134ZM138 262H140V261H138ZM142 262V261H141ZM150 262V261H149ZM181 262V261H180ZM184 262V261H183ZM195 262V261H194ZM211 262V261H210ZM211 262V264H213V263H215V262H213L212 263ZM239 262H240V260H239ZM254 262V261H253ZM262 262V261H261ZM99 263V262H98ZM101 263V264H102ZM108 263V264H109ZM143 263H144V261H143ZM169 263V262H168ZM188 263V262H187ZM186 263V264H187ZM206 263V262H205ZM222 263H224V262H222ZM238 263V262H237ZM243 263V264H244ZM260 263V262H259ZM96 264V263H95ZM104 264V263H103ZM112 264V263H111ZM123 264V263H122ZM137 264H139V263H137ZM141 264V263H140ZM145 264V263H144ZM158 264H161V263H158ZM163 264H164V262H163ZM165 264H166V262H165ZM171 264V263H170ZM189 264V263H188ZM203 264V263H202ZM207 264H209V262H207ZM216 264H218V263H216ZM221 264V263H220ZM224 264H227V263H224ZM236 264V263H235ZM239 264H241V262L239 263ZM245 264H247V263H245ZM252 264V263H251ZM255 264V263H254Z\"/></svg>",
    "mask_w": 264,
    "mask_h": 264
},
{
    "label": "crops",
    "instance_id": "obj_3",
    "mask_svg": "<svg viewBox=\"0 0 264 264\" xmlns=\"http://www.w3.org/2000/svg\"><path fill=\"white\" fill-rule=\"evenodd\" d=\"M15 117L30 121L40 119V116L35 114V110L31 112L29 108L28 112L15 114ZM4 118H8V111L0 110V119ZM47 195L48 193L43 192L29 193L32 202L21 203L22 213L27 218V222L21 225V233L23 232L25 236L22 248L28 251L27 255L24 256L23 264H34L37 259L36 253L44 255H38L36 264H50L43 261L48 253L57 255L63 247L68 248V245L71 244L72 235L70 234H72L75 222L57 221L56 219H60L61 215L56 212L44 215V210H47L49 206H56L60 203L66 204V193H63L58 199ZM14 231L12 223L0 224V264H17Z\"/></svg>",
    "mask_w": 264,
    "mask_h": 264
}]
</instances>
